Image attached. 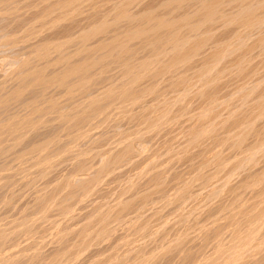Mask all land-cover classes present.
<instances>
[{
  "label": "rangeland",
  "instance_id": "rangeland-1",
  "mask_svg": "<svg viewBox=\"0 0 264 264\" xmlns=\"http://www.w3.org/2000/svg\"><path fill=\"white\" fill-rule=\"evenodd\" d=\"M23 1L25 2V0H23ZM27 1L31 2L30 0H27ZM27 1L25 2V4L28 3ZM100 1H102V2L99 3V0H97V1L96 0H90V1L89 0L85 1L84 0L82 2V6H81V8H82L81 9V13L80 14H75L76 16L74 15V13L73 14H69V15L67 14L68 17L66 16L67 18L65 17V19H64V17H61L62 19L59 18L60 17L59 16L60 15V10H57V11L55 10V12H53L52 15L49 17V25L47 23L46 24L47 26L44 25V27H42L43 25L40 26V23L38 25H37V23H35L34 27H36V28H34L32 30V32H31V34L27 35V36H26V33H24V32H22V34L21 33L16 34L17 36L16 35L12 36L11 32L14 29V26H15L14 24H15V21H16L15 19H13V18H15V16L14 17L12 15L8 16V14H4L3 15L2 11H0V13H1L0 14V23H1L0 24V29H1L0 30V35H1L0 36V81L3 82V83L0 82V86L2 87V88L1 87L0 88L3 90L2 91L0 89L1 98L4 97V95L6 96L7 93H8L7 95H9L10 92H11V89L13 91L14 90L13 88L17 87L18 84H16V79H17L16 78L17 77L16 73L19 72V70H18L19 69V65H18L19 62L20 61L22 62L23 60H26V59L30 58V56L32 57L34 51H31V50H33L34 48L38 47L39 44H41V42H43L45 38H46L45 40L49 39V43H51L53 45H54V43H57V42H59V43H61V42L63 43L64 42L63 50L67 48L66 50L70 53V55L67 54L68 56H65V57H69V56H71L73 54L72 52L75 51L74 47L76 48L75 45L74 46L71 45V44H73V41L75 42V40L77 39V37H75L74 35L71 36L72 35L71 34L72 31H73V33L75 35H76V32L80 33L79 31H81V33H82V31L83 32H85V31L87 32L88 31L89 33H91V34H88V36H87V39H86V42H85L87 44H85V47L87 45V46H89L88 48H92L94 45L96 46L97 43L100 42V41H101V43L103 41H104L103 43H106V41L108 42L109 39L112 40L113 39L112 38L113 35H114V38H116L115 36H118L119 33H120L119 34L120 37L118 36V38H123L125 35H127L126 33L129 32L128 31L129 29L130 30L135 29L136 28L135 25H137L140 22V21L136 22V20H134V19L139 20V18H137V17L142 14L141 13L142 11L145 12L148 8L149 9H148L147 13H151L152 12L150 15H152L153 17L156 16L155 18H162L163 17L164 19H168L169 18V20H178L180 17H183L186 14L190 15V12H191V15L198 14L200 9H197V7L198 8L201 7L200 0L198 2H195V0H192V1L191 0H183L179 4L175 3V5H174L175 7L173 6V3H171L172 0H134V1L131 0L132 2L129 1L130 5H127L128 7L127 6L126 7L128 8L129 13H131L130 15H132V17H133V15H134V17L136 15V17L133 18L132 21L131 20H127L126 18L123 19V20H120V19L119 20H114L115 17L113 15H115L114 13L116 12V10H114V9L117 8L118 6H121L122 3L124 4V2L126 0L125 1L124 0H122V1L121 0H112V1L111 0H107V1L106 0H100ZM239 1L240 0H235V1L234 0L230 1L229 0V2H228V0H225L223 2V4L221 5L222 8L220 6L218 11H217L218 15L215 17V20H216V18H217V20L216 21L212 20V22L207 21V22H209L208 25H204V24H207V22L202 23L203 24L202 28H200L201 27L200 26L199 30L198 29L195 30L196 32L193 31L196 34H192L193 32L189 31V34L192 32L191 34H192L193 37L191 36V34L189 35L190 37L189 36H185L188 33V31L186 29V28H188V26L185 28L186 31H183L184 30V26H186V25H184V26L182 25L183 26V29L181 28L182 30L180 29V27H178V29H180L179 30L180 31L179 36L182 34L181 33L182 31L184 32L183 35L181 36L183 39L187 37L188 39L194 41L197 38L204 37L205 38V41H204V45L205 46L204 45L201 46L199 48V50L197 51V53H195V55H192L188 59H185L184 61L179 63V65H181L183 67L180 66V68H179L178 67L179 65H177V67L172 68L171 72H170L171 75L169 73L170 70L168 72L166 71V73L164 72V74H160L161 75L160 77H158L159 75L156 76L157 78H155V76H154V78L156 79V81H154V78H152L153 76L151 77V76H149V74L146 73V75H145L143 73L146 77H144V75H142L144 77V78H142V76L140 77V79L142 78V81L139 79V80H137L136 85H135V83L132 85L135 90L137 89V91H140V93L138 92L139 96L144 98V99L141 98V97L139 98V96L136 95L138 100H136V96H135V99H131L132 101L133 100L138 101L139 104H137L138 102L135 103L134 101H133L134 103L133 102H129L131 100L127 101L126 99H122V101L121 100L118 101L119 98L117 99V96H116V98L114 96V99L112 97L113 100L117 99L115 101H112V100L110 101L109 97H108V99H107V97L105 98L106 99L105 103H104V101H102V100H104V97H105L104 96L105 92H103V91H106L107 89H110V88L113 89L114 86L116 88L117 87V83L119 85L121 84L122 79L120 77L123 76L122 78L124 79L125 76H126V75L124 76V74H123L125 72V70H124V72H122L123 70L121 71V69H124V68H122V67H124V64L121 61H118V62L116 61V63H115V61H113L111 63L110 61H112V60H110L109 62H105L104 64L108 63L109 65L112 64V66L110 65L108 67V66H106L107 65L106 64V65H104V67L101 70H99L98 68H101L103 66V64L100 65L101 67L98 66L97 69L99 70V72L101 71L100 74L103 71V74H101V76L99 74H97L98 70H95L96 68L92 70L94 74L92 72L91 73H92L93 76H95V78L92 77L91 73H90L91 79L92 78H94V79H92L93 81H91V82H93V84L91 83L92 85L91 86L88 85L87 86L88 88L85 89L86 91L87 90L88 91L86 92L84 90L86 93H83L84 91L83 92L78 91L79 94L76 93V95L78 94V97H79V95L82 94V96L79 97V98L75 97L76 95L74 96L75 98H77L80 101L83 100V102H76L78 100H76L75 98H72V97L70 98L69 96H67L65 98L66 94L65 93H64L65 95L62 94L64 92V90L61 87L58 88V86L54 85L55 87L53 88V85H50V87H49L50 88L49 89V95H48L49 99L51 98L50 100H52V99L55 98L54 101H56V105L57 104H59L58 106L61 105L60 108L62 109V107H63L64 108L63 110L66 111V112H64L61 109L59 110V109H57L58 106H57V108L55 106L56 109H54V112L58 110L59 114L57 112V115H58V117L60 116L61 118L57 117V119H56V114L51 109L50 114L45 116V117L49 116L48 117L49 121H48L47 118H45V120H42V121H44V123L38 122L37 124H35L36 126L34 125L35 127L33 126L35 129L34 128H30L29 129L27 127H25V128L23 127L22 130L20 129L21 131L19 130V131L15 132V135L12 133V135H13L12 136L10 133L7 134L8 130L5 131L6 130L5 129V127H6L5 124L10 122L9 121V117L11 119L13 118L14 121H19V119H21V118L24 119L25 117L29 118L28 110L25 109L24 105H22L24 103V101H23L24 99H29V97H28V96H30L29 95L30 94L29 90L28 91L27 90L23 91L22 95L19 98H17V100H16L17 103H16V101L15 102L12 101V103H11V105L9 107L3 108L5 110V113H4V110L1 108V110H0V114H1L0 115V122L1 123L0 124H1L2 127L0 126L1 127V129H0V177L2 179L0 178V223L2 225L0 224V234H1V236H0V260L2 259V262L0 261V264H4V263L5 264H33L34 262H35L34 264H47V263L48 264H128V263L129 264H166V263L167 264H191V263L192 264H197L198 263L199 264V262H200V264H202L201 262H203L205 259H206V261H204V262L205 263L207 262V264L210 263V262H212L210 264H216V263H218V264H222V263L223 264H228V263H231V262H232L231 264H233V262H234V264H235V262H238L236 264H246V263L248 264L249 261H251V263L253 261L252 264H257V262L259 264L260 263L264 264V262H263L264 258L261 259L262 257H264V250H263L264 249V244H262V242H261L264 239L263 238L264 237V225H263L264 222H261V221H264L263 220L264 219L263 218L264 217V204H263V201H264L263 196H264V194H262V193H264V173H263L264 172V142H263L264 141V128H263L264 127V109H263L264 108V105H263L264 104V101H263L264 100V98H263L264 97V82H263V80H264V78H263L264 77V61L261 60V59L264 60V57H263L264 56V53H263L264 52V45H263L264 44V42H263L264 39H262L264 37V28H262V27H264V23L263 24H258V25L256 24L254 29H253V26H251V27L248 26L249 27V29H248V28H246L247 26L245 27V24L242 25V23H240V22H239L240 24L239 23L237 24V22H235L236 24L234 22L225 23L224 24V22L229 19L228 17H233L234 14L236 15L237 12H239V9L241 7V4H240ZM252 1H253V3H258L259 0L258 1L257 0H252ZM24 2H22L19 5L20 6L23 5ZM32 2H33V0H32ZM50 2H52V3L56 2L57 3V2H60V0H57V1L53 0V1H50ZM166 2H168V4ZM33 3H35V2H33ZM86 3H87V5H86ZM227 3H229L228 4L229 6H227ZM104 4H107V5H104ZM234 5H236V6H234ZM30 6H31V8L29 7L30 9H28V11L26 9H21L20 10L21 12L19 11L20 14H19V12L17 13V14H19V15H17L18 19H19V17L21 19V20L20 19L18 20L19 23H23L24 22V20L22 18H25V17L29 18L30 15H32L31 13H33V11H34V13H38L39 9L42 7V4H41L40 8H37V6H36L37 9L33 8L32 4H30ZM96 6H98V7H96ZM232 6H234V7H232ZM263 6H262L261 10H260L261 7L258 8L259 10L256 9L257 10V11H255V15H256V12H257L256 16H258V14H259V17L263 16V15H261V14L264 13L263 12L264 11L263 10L264 9ZM193 7H195L196 9L193 8ZM32 8H33V10H31ZM110 9H111V11H110ZM129 9H131V11ZM144 9H146V10H144ZM192 9H194V10H192ZM23 10H24V14H22ZM25 10L28 13H26ZM94 11H96V12H94ZM194 11H196V14H195ZM258 11H262V12H258ZM224 12H225V14H228V15H229V12H230V16H227L226 20H225L226 17L223 16L222 17L223 20H221L222 18L219 15L221 13L224 14ZM157 13H159V14H157ZM107 14H108V16H107ZM23 15H25V17H23ZM90 16H92V17L90 18ZM160 16H162V17H160ZM165 16H167L168 18L165 17ZM8 17H10V18H8ZM102 17L105 18V20ZM1 18H3V19H1ZM100 18H102V21L104 20L106 22L103 25H101L99 27V29L97 30V32L94 34V32H91L93 30V25L95 23H96L95 24L96 26L99 25V22L101 21ZM9 19H11L13 21H11ZM91 19H93V20H91ZM126 20H127V22H126ZM218 20H220V21H218ZM21 21H23V22H21ZM129 21H131V22H129ZM82 22H84V23H82ZM25 23H27V22L26 21L24 22V25H23L24 28H26L25 27L26 26ZM85 23H87V24H85ZM222 23L224 24V26H222L223 25ZM10 24H11V26H10ZM2 25H4V26L6 25V26L4 27ZM95 25H94V27H96ZM226 25H228V26H226ZM230 25H232V26H230ZM235 25H236V27H235ZM238 25L241 27L240 28L241 30H239V26ZM253 25H255V24H253ZM7 26H8V28H7ZM83 26H84V29H82ZM66 27H69L70 29L68 30V28H66ZM130 27H133V29L130 28ZM206 27L208 28V30H207ZM258 27H260V28H258ZM237 28H238L239 32H238ZM250 28H252L254 31L252 29H250ZM214 29H216V30H214ZM261 29H263V30H261ZM66 30L68 31V33L71 30V32L69 33L70 36L66 32ZM234 30H235V32L238 33L239 36L237 35V33L234 32ZM9 31H10V34H9ZM226 31H227V33H226ZM39 32H41V33H39ZM114 33L117 34V35H115ZM231 33L232 34H236L238 36V38L237 39L234 38V35H232ZM240 33H242L243 35H241ZM228 34H230L232 36H230ZM246 34L248 35V37H247L248 40L245 38L247 36ZM249 34H250V36H249ZM10 35L12 36L11 40L14 37V40L18 41V42H14V41H13V43L10 42V40H9L10 37H11ZM23 35H25V37ZM236 35H235V37H237ZM252 35H253V37H252ZM261 35H263V36H261ZM67 36H69L71 38L74 37L75 40L74 39H69V37L67 38ZM183 36H185V37H183ZM196 36H198V37H196ZM226 36L228 37L227 41L224 40V39H226ZM229 36L232 37L233 40L230 39ZM240 36H241V39L245 38L246 40L245 39L241 40ZM242 36H245V37H242ZM20 37H22V38L20 39ZM27 37H29V38H27ZM258 37H259L260 43L262 45L258 43V40H259V39L257 40ZM66 39H69V40L66 41ZM101 39H103V41ZM228 39H230V41H228ZM133 40H134V42H132ZM231 40H232V42H231ZM138 41H140V38H138V40L133 38V39H131L129 41L131 44L129 42H128V44L134 45L135 48H137L136 45H140L138 47L139 48L143 47V49L141 48L143 51L141 50L139 52L140 49L139 50L138 49L135 50L134 46H133V48L130 46L131 49H133L134 51L132 50L133 52H132V54L130 56V59L128 57L127 61H129V62L133 61L134 62V60L137 59L135 61V65L133 64V62H131L134 67L131 64H129V66L131 65L133 68L140 70L139 69L140 68V66H139L140 62L142 63L143 61H145V59H146V61H147V59L148 60L152 59L150 61L152 63H154V61H153L154 59L153 58H156V60H155V63H156L157 62V57L162 56V54L159 55V56L157 55V57H156V55L154 54V51H152V47L150 48L151 50L149 48L148 49L146 48V50H145V47H147V45L145 46L142 43L139 44ZM207 41H208V43H207ZM218 41H220V42H218ZM67 42H68V45H67ZM70 42H72V43H70ZM221 42H223V44H221ZM227 42H228V44H227ZM234 42L237 43V44H235ZM101 43H99V44H101ZM136 43H138V44H136ZM163 44H162V47L163 46H164V48L166 47L165 50L163 49L165 51V52H163V57L165 59L161 58L163 61H160V58H158L159 60H158V62L155 65L153 64L154 66H158L157 64H159L160 62L161 63L166 62L164 60H166L168 58V55H169V52H170V49H171L170 48L171 46L169 47V45H171V44L168 43V42H166V44L168 46L165 45V42ZM238 44H240V45L242 44V45L240 46ZM36 45H38V46H36ZM222 45L223 46L225 45L223 50H222V47H223ZM235 45L238 46V47H236ZM243 45H244V47H243ZM248 45L249 46L251 45V47H249ZM214 46H216L217 49H220V46H221V51L222 52L220 50L217 51ZM26 47L28 48V50H27ZM148 47H150V46H148ZM258 47H259V49H258ZM227 48L230 49V50H228ZM237 48H239V49H237ZM240 48H241V50H240ZM247 48H249V49H247ZM147 50H148V52L150 50V52L147 53L146 52ZM67 51H66V53H68ZM166 51H167V55H166ZM219 51L221 52V54L219 53L220 55L218 53L217 54L215 53V52H219ZM226 51H227V53H225ZM228 52L230 54H228ZM240 52L243 53V54H241ZM50 53L51 54H49V65H48L49 68L47 66L46 67L47 71L45 70V73L46 74L48 73L47 75H49V77L53 76L54 74H57L58 72H60V70H62V67L63 68L65 67V64H60L61 62H57V64L55 65V62L57 61V55H58L56 53V51L54 52V50H52ZM52 53H53V55H52ZM62 53H64L63 55H65L66 54L65 50ZM164 53H165V55L167 57L164 55ZM27 54H29V55H27ZM86 54H88V52H86ZM96 54H98V53H96ZM239 54H240V56L237 57ZM247 54H249V55H247ZM257 54H259V55H257ZM89 55H90V53H89ZM215 55H218L217 56L218 57L217 58L218 62H217V60H214V59H216ZM26 56L28 58H26ZM132 56L135 57L133 60L131 59ZM152 56H154V57H152ZM211 56H214L213 60H212L213 57L211 58ZM242 56H244V58H245V59L243 58L244 62H242L243 61L242 58H241ZM248 57H249L250 60L247 59ZM53 58L56 59V60L54 61ZM220 58L223 59V60L221 61ZM207 59H208V61H206ZM200 60L201 61L203 60V61L200 62ZM235 60H237L238 62L235 61ZM245 60H247V61H245ZM37 61L38 62H36V63H39V66L41 64H42L41 66H43V67L46 66V63H44L43 61H42V63H41V60H37ZM204 61H205V63H204ZM210 61H211L212 65H211ZM224 61H225V63H224ZM234 61L238 65H236L235 63H232ZM119 62L122 63V67H121V65H118ZM137 62L139 63L138 66L136 65ZM213 62H215V63H213ZM239 62H240V64H239ZM199 64H201V65H199ZM209 64H210V66H209ZM241 64L243 66H240ZM197 65H199V66H197ZM218 65H219V67H218ZM52 66H54V67L52 68ZM136 66L139 67V68H137ZM194 66H197L198 68L197 67L196 68L198 70L195 69ZM16 67H17V69H16ZM187 67L190 70H188ZM205 67H206V69H204ZM114 68H115V70H114ZM177 68H179V69H177ZM202 68L204 70H206V71H203V73H202V70H203ZM211 68H215L214 70L216 72L214 70H211ZM220 68H222V69H220ZM225 68H227V69L229 68L228 69L229 71L227 72L226 71L227 69H225ZM236 68L237 69L238 68H242L244 70H242V69L237 70ZM174 69L176 71H172ZM191 69L193 71H191ZM207 69H208V71H207ZM49 70H51L52 73ZM194 70H196V71H194ZM94 71H97V72H94ZM210 71H211V73H210ZM220 71H221V73H219ZM233 71H234V73H233ZM238 71L241 73V75H240V73ZM242 71H244V72H242ZM251 71H252V73H251ZM176 72H178L177 73L178 75L176 74ZM224 72H225V74H222ZM230 72H232V73H230ZM14 73L16 75H14ZM184 73H185V75H184ZM193 73H194V75H193ZM204 73H206V74H204ZM166 74H168V75H166ZM235 74H236V76H235ZM248 74H250V75H248ZM189 75H190L191 78L189 77ZM197 75H198V77H196ZM148 76L151 79H153V80L150 81L151 79ZM200 76H202V77H200ZM97 77H100V78H97ZM182 77H183V79H182ZM170 78H171V80H170ZM175 78L177 80H175ZM178 79L181 80V81H179ZM190 79H191V81L189 82ZM196 79H198L197 81H200V82L194 81ZM125 80H126V78L123 80V82H125ZM169 80H170V82H169ZM208 80H210V84H208L209 83ZM18 81L19 80L17 79V83H18ZM96 81H97V83H96ZM138 81H140L141 83L139 84ZM171 81H173V83H171ZM174 81L175 82L178 81L179 83L176 82L177 83L176 84V83H174ZM249 81H251V82H249ZM128 82L129 81H127L125 83H128ZM261 82H263V83H261ZM137 83L139 84V86L137 85ZM157 83H158V85H157ZM246 83H248V84H246ZM153 84H154V86H153ZM171 84L173 85V87H172ZM203 84H205L204 85L205 87L203 86ZM206 84H207V86H206ZM111 85H114V86H111ZM140 85L143 86V87H141ZM150 85L153 86V88H155V89L151 88ZM175 85H176V87H175ZM182 85H184L183 88H182ZM190 85H192L191 86L192 88L190 87ZM245 85L249 86V87H246ZM100 86H102V87H100ZM145 86L148 87V89L146 88L148 91H146V89L144 88ZM186 86H188L190 89L188 87H186ZM200 86H202V87H200ZM137 87H139V88H137ZM197 87H198V89H197ZM250 87L252 89H250ZM94 88H96V89L94 90ZM142 88H144V89H142ZM173 88H175V89H173ZM242 88L247 89V90H245V91H247V92H245L246 95L244 93V89H242ZM61 89L63 90L62 92H61ZM102 89H103V91H102ZM140 89L143 90V91H141ZM176 89H178V91H176ZM179 89H180V91H179ZM184 89L185 90H189L190 92L189 91L187 92ZM195 89H197V90H195ZM200 89H201V91H199ZM203 89H205L207 91L205 92V90H203ZM236 89L237 90L239 89L240 93H238V91ZM144 90L146 91V93H145ZM149 90H150V92H149ZM154 90H156V91H154ZM169 90H171V91H169ZM234 90H235V92H234ZM248 90H250V91H248ZM251 90H253L254 93ZM89 91H90V93H89ZM191 91H193V92H191ZM142 92L144 94H141ZM175 92H176L177 95L174 94ZM179 92H182L183 93V94L181 93L182 96L185 95L186 97L184 96V98H183ZM184 92H185V94H184ZM198 92H200V94H198ZM241 92H242V94H241ZM250 92H251V94H250ZM101 93H102V96H101ZM156 93H157V95H156ZM188 93H190V95ZM194 93L195 94L197 93V94L195 95ZM236 93H238V94H236ZM243 94H244V96H243ZM94 95H97L96 97L97 98L100 97V99H101V97H103V99H101V101L103 103L102 102H100V103L105 104V105L104 106L100 105V110L102 109L101 107H103V109H104V110L103 109L101 110L102 112L100 110H99L100 112H97V113H100V114L96 113V115L94 114L91 117H87V118H90L89 120H87V118H85L84 122H82V125L79 124L78 126H75L76 128H73L74 126H72V125H74V124L69 125V124H71V122H69V124H67L68 123L67 120H69L68 118H64V119H66L67 123L60 124L62 121L65 122L64 119H62L63 118V112L65 113V115L67 113H72L73 109L75 107L76 108L78 107L76 105L74 107H72L73 104H77V105L79 104V106H80V104L82 103L83 108H85L84 105H87L88 101H90L89 97L93 98ZM155 95H156V97H154ZM178 95H179V97L177 98ZM197 95H199V96H197ZM236 95H237V97H236ZM245 96H247V97H245ZM171 97H174L175 101ZM187 97H188V99H187ZM211 97H213V98H211ZM67 98H69V99H67ZM166 98H167V100H166ZM170 98H171V100H170ZM181 98L183 100H181ZM2 99H5V98H2ZM71 99H72V101L69 102ZM74 99L76 100L75 103H74ZM161 99H164V100H161ZM222 99H223V101H222ZM124 100H126V101H124ZM179 100H180V102L178 103L177 101H179ZM260 100H262L261 104H260ZM106 101H108V103ZM163 101L164 102L167 101V102L164 104ZM182 101H184V102H182ZM221 101H222V103H221ZM244 101H245L246 105L244 104ZM257 101L259 102V106H258V102ZM13 102H14V104H13ZM64 102L68 103V104H65V106L67 108L70 107V109L68 108L69 111H67L66 107L62 106V104L64 105ZM119 103H121V105H119ZM131 103L134 104V105H131ZM212 103H213V105H212ZM148 104L151 107L148 106ZM166 104L168 105V107L170 109H168ZM123 105H124L125 108L123 107ZM209 105L211 107H209ZM82 106L79 107V108L81 109ZM131 106H132V108H131ZM172 106H174V107H172ZM20 107L22 109H24V110H22ZM159 107H160V109H159ZM161 107H162V109H161ZM240 107H241V109H240ZM16 108H17V110H16ZM116 108H117V110H116ZM146 108H148V109H146ZM166 108H167V110H166ZM189 108H190V110H189ZM153 109H154L155 112L153 111ZM13 110H15V111H13ZM140 110L141 111L144 110L145 114H144V112H141ZM163 110H165V111H163ZM201 110H203V111H201ZM205 110H207V111H205ZM151 111H152V113H150ZM22 112H24V114H22ZM127 112L128 113L130 112V113L128 114ZM161 112H163V114H165V115L163 116V114ZM167 112L168 113L170 112L171 115H169ZM200 112H202V113L199 114ZM109 113H110V115H109ZM124 113H125V115L126 114L127 115L125 116ZM131 114H133V115H131ZM141 115H142V118H141ZM173 115H175V116H173ZM94 116H96V117H94ZM106 116H107V118H106ZM191 116H193V117H191ZM69 117H72V116H69ZM202 117L204 118V120H203ZM5 118H7L8 121ZM145 118H147L148 121L145 120ZM2 119H3L4 122L2 121ZM15 119H18V120H15ZM59 119H62V121H59ZM157 119H159L158 120L159 123H158ZM161 120H163V121H161ZM200 120L202 122H200ZM89 121L93 122V123H90ZM211 121H213V122H211ZM239 121H241V122H239ZM245 121H247L248 123H246ZM5 122H7V123H5ZM87 122H89L90 124L87 123ZM101 122H102V124H101ZM83 123L85 125H83ZM124 123H125V125H124ZM194 123H196V124H194ZM236 123H238V124L240 123V126H241L242 130H241L240 126L237 125ZM242 123H244L245 125L242 124ZM66 124L68 125L67 128H66ZM96 125H98V126H96ZM147 125H149V127H147ZM80 126H82V127H80ZM160 126H162V127H160ZM186 126H188L189 128L186 127ZM235 126H237L239 128H236ZM77 127H79V129L81 128V130H78ZM106 127H108V128H106ZM150 127H151V130H150ZM202 128H204V129H202ZM25 129H26V131H25ZM93 129H94V131H92ZM236 129H237V131H236ZM193 130L194 131L196 130L195 133L193 132L194 134L191 133ZM198 130H200V131H198ZM205 130H207V131H205ZM28 131H29V133H28ZM40 131H42V132H40ZM70 131H71L72 135H71ZM75 131H77V132H75ZM96 131L98 132V134H97ZM204 131H205V133H204ZM229 131H231V132H229ZM89 132H91V133H89ZM198 132L199 133L202 132L203 134H197ZM128 133H130V134H128ZM2 134H3L4 137L2 136ZM79 134H80V136H79ZM236 134H238V136L241 135L240 136L241 138L238 137ZM243 134H245V136ZM194 136H196V137L193 138ZM235 136L237 138H235ZM2 137L3 138H7V139L4 140V139H2ZM48 137H49V146H45V144L48 142L47 141ZM51 137H52L53 141H52ZM77 137H79V138L81 137L80 138L81 140L79 138L77 140ZM41 138H42V140H41ZM71 138H72V140H71ZM87 138H88V140H84V139H87ZM232 138L236 139V142H237V144L239 146L236 144V142H234L235 140H233ZM11 139L15 140V141H12ZM44 139H45L46 142L44 141ZM62 139H63V141H62ZM113 140L115 141V143H114ZM185 140H186V142H185ZM223 141H225V142L223 143ZM230 141H231V143H230ZM15 142L17 143V145H16ZM232 142H234V143H232ZM239 142L241 144H239ZM39 144H41V147L43 149L42 148H38V147H40V146H38ZM15 145H16V147H15ZM47 145H48V143H47ZM34 146L35 147L37 146V147L33 148ZM97 146H98V148H97ZM218 146H219V148H218ZM22 147H23V149H22ZM32 148H33V151L30 152ZM127 148H129L130 152H129V150ZM130 148H132V149H130ZM246 148H248L247 149L248 151L245 150ZM249 149H250V151H249ZM260 149H261V151H260ZM39 150H40V152H39ZM92 150H93V152H92ZM25 151H26V153H25ZM41 151H43V152L41 153ZM125 151H127V152H125ZM252 151H255V154L257 152V154L255 155L254 152H252ZM60 152H61V154H60ZM122 152L124 154H122ZM128 152H129V154H128ZM245 152H246V154H245ZM248 153L250 155H248ZM23 154H24V156L27 155V154L28 155L24 157ZM20 155H22L21 157H23V159L20 158ZM117 155H119L120 158H118ZM243 155L244 156L246 155V157H244ZM235 156H236V158H235ZM12 157H14V158H12ZM98 157L101 160H99ZM249 157H250V160H249ZM10 158H12V159H10ZM251 158H253V159L251 160ZM38 159L40 161H38ZM161 159H162V161H161ZM41 160H43V161H41ZM45 160H47V161H45ZM107 160H108V163L105 162ZM133 160H134V162H133ZM238 164H239V166H238ZM16 165H17V167H16ZM101 165H103V166H101ZM240 165H242V166L240 167ZM245 166H246V168H245ZM97 167H98V169L100 167V170H98ZM150 167H151V169H150ZM1 168H2V170H1ZM101 169L103 171H101ZM226 170H227V172H226ZM83 171H85V172L83 173ZM99 171H101L100 174L98 173ZM209 172L211 173V175H210ZM158 174H160V176ZM105 175H106V177H105ZM39 176H41V177H39ZM138 176H140V177H138ZM261 176L263 177V179H262ZM96 177L97 178L99 177V178L97 179ZM220 177H222L224 180L222 178H220ZM70 178H71V180H70ZM123 178H124V180H123ZM94 179H95V181H93ZM229 179H231V180H229ZM1 181H2V183H1ZM15 182L18 185H16ZM71 182L73 183V185H72ZM98 182L100 184H98ZM22 183H24V184H22ZM65 183H67V184H65ZM224 183H225V186H224ZM214 184H216V185H214ZM65 185H68L69 187H67ZM71 185L73 187H70ZM79 185L81 187H84V189L81 188ZM33 186H34V188H33ZM85 187L87 189H85ZM127 187H128V189H127ZM231 188H232V190H231ZM49 189H50V191H49ZM199 189H200V192H199ZM251 189H253V190H251ZM70 190H71L72 193L70 192ZM81 192H82V194H81ZM233 192H235V193H233ZM78 194H80V195H78ZM173 194H174V196H173ZM198 194H200V195H198ZM10 195H12V197ZM60 195H61V197H60ZM72 195H73V197H72ZM64 196H66V198ZM191 196H193V197H191ZM74 197L76 199H74ZM86 198H88V199H86ZM1 199H3L2 200L3 202L1 201ZM143 199H144V201H143ZM180 199H181V201H180ZM68 200H70V202ZM162 200H163V202H162ZM117 201H118V203H117ZM248 201H249V203H248ZM71 202H72V204H71ZM99 203H100V205H99ZM232 204H234V205H232ZM44 205H45V207H44ZM38 207H39V209H38ZM69 207H70V209H69ZM261 207H263V208H261ZM43 208H44V210H43ZM101 208H102V210H101ZM255 208L257 209V211H256ZM45 209H47V210H45ZM262 209H263V211H262ZM183 210H185V211H183ZM190 210H192V211H190ZM96 211H98V212H96ZM155 212H157L158 214L155 213ZM173 212H175V213H173ZM253 212H254V214H253ZM233 213H234L235 216H232ZM248 214H250L251 217L254 215L253 218L249 217ZM221 215H222V217H221ZM258 215H259V217H258ZM103 216L104 217L107 216L106 217L107 219H104ZM219 218H220V220H219ZM236 218L241 219V220L238 221V219H236ZM260 218H261V220H260ZM248 221H250V222H248ZM229 222H230V224H229ZM233 222H234V225H232ZM254 222H255V224H254ZM259 222H260V224L261 223L262 224L259 225ZM26 223H28V224H26ZM251 223L253 225H256V226L251 225ZM257 223H258V227H257ZM204 224L207 225V226L205 227ZM237 224H239V225L237 226ZM242 224H243V226H242ZM146 225H147V227H146ZM159 225H161V226H159ZM229 225H231V226H229ZM248 225L251 228L248 227ZM88 226H90V227H88ZM188 226H189V228H188ZM202 226H204L203 228H205L207 230H205L203 228L201 229ZM233 226H235V227H233ZM207 227L209 228V230H208ZM230 227L231 228L233 227L232 228L233 231H232V229H230ZM241 227L243 229L247 228V227L248 228L242 230ZM26 228H28V229H26ZM199 229L202 230V231H200ZM239 229H240V231H239ZM257 229L259 230V232H258ZM212 230H213V232H212ZM245 230H247V232ZM256 230H257L259 236L257 235ZM189 231H191V232H189ZM203 231H204V234H203ZM242 231L243 232L245 231L246 233L245 232L243 233ZM251 231H252L253 235H255L256 237L254 236V238H253V235H252ZM44 232H45V234H44ZM97 232H99V233H97ZM222 232L225 235L221 234ZM235 233H237V234L235 235ZM242 233H243V235H242ZM246 234H248V235L251 234V237L253 239L250 237V235H249V238H250L249 239ZM232 236L233 237L235 236L234 240H233ZM236 236H238V237H236ZM243 236L246 237V239ZM64 237H65V239H64ZM82 237H84V238H82ZM239 237H241L242 241H241V239H238ZM60 238L63 239V240H61ZM221 238H222V241H221ZM261 238H263V239H261ZM38 239H39V241H38ZM231 239H232V241H231ZM247 239L249 240V242H248ZM258 239H260L259 241L261 243H259ZM189 240H191V241L189 242ZM238 240H240V241H238ZM254 240L259 244L258 247L255 244L256 242ZM215 241H217V242H215ZM229 241H230V244H229ZM235 241H236V243H235ZM250 241H252V242H250ZM223 242L224 243H228V245L227 244L224 245ZM242 242H244V244ZM219 243H220V245H219ZM250 243H251V246H250ZM238 244H240V245H238ZM241 244H243V245H241ZM253 244H254V246H253ZM226 245L228 246L227 249H226V247H227ZM237 245H238V247L241 248V250L239 248H236V251H235L234 248ZM260 245H263V246L261 247ZM166 246H167V248H166ZM244 246H245V248H244ZM246 246L248 248L250 247L249 248L250 250L248 249L249 251L246 249ZM215 247H216V249H215ZM231 247H233V248H231ZM255 247L257 248L256 255H255V250H256ZM110 248H112V249H110ZM221 249H224V250H222L223 253L219 254L218 251L219 250L221 251ZM226 250H227V252H229V254L231 256L232 255L236 256V254L240 253L243 258L242 257L236 258L237 256L236 257L235 256L231 257L230 255H228ZM239 250L241 252H242V250H245L246 253L243 252V254H245V255L243 256V254ZM258 250H259V252H258ZM153 251H155V252H153ZM233 251H235V252L233 253ZM251 251L254 252V253L252 254ZM249 252H250V254H249ZM213 253H215L216 255H214ZM258 253L259 254L261 253V254L259 255ZM224 254H227V255L225 256ZM251 254H252V258L253 259L250 258ZM220 255H223V257H221V259H220ZM253 255L256 256L257 258L255 257L256 259H254ZM257 255L259 257L261 256V258H259ZM228 256H229V258H228ZM217 257H219V258H217ZM121 258H122V260H121ZM200 258L202 259V261H201ZM203 258H204V260H203ZM133 259H135V260H133ZM236 259H238V260L236 261ZM244 259H246V260L249 259V260H247L248 261L247 262ZM9 260H10V262H9ZM12 260H13V262H12ZM214 260H216V261H214ZM44 261H46V262L42 263ZM226 261L227 262L230 261V262L226 263ZM205 263H203V264H205ZM251 263L249 262V264H251Z\"/></svg>",
  "mask_w": 264,
  "mask_h": 264
},
{
  "label": "bare ground",
  "instance_id": "bare-ground-1",
  "mask_svg": "<svg viewBox=\"0 0 264 264\" xmlns=\"http://www.w3.org/2000/svg\"><path fill=\"white\" fill-rule=\"evenodd\" d=\"M27 0H25V2H26ZM31 2H28V3H26L25 4V2L23 1V0H0V11H2V13H3V15L4 14H8V16H10V15H12L13 17L15 16V18H13V19H15L16 21H15V26H14V29H13V31L11 32L12 34V36H14V35H16V34H18V33H21L22 34V32H24V33H26V36L27 35H30L31 34V32H32V30L34 29V28H36V27H34V25H35V23H37V25L40 23V26L41 25H43L42 27H44V25H46L47 23H48V25H49V17L52 15V13L53 12H55V10L57 11V10H60V17L59 18H61V17H64V19H65V17L67 16L68 17V15L69 14H73L74 13V15L75 14H80L81 13V6H82V2L84 1V0H60V2H54V3H52V2H50V1H53V0H33V2H35V3H33L32 2V0H30ZM55 1V0H54ZM57 1V0H56ZM86 1V0H85ZM90 1V0H89ZM97 1V0H96ZM107 1V0H106ZM112 1V0H111ZM122 1V0H121ZM125 1V0H124ZM129 1H131V0H126L125 2H124V4L122 3L121 4V6H118L117 8H115L114 10H116V12L114 13L115 15H113L114 17H115V19L114 20H123V19H127V20H133V18H135L136 17V15H135V17H134V15H133V17H132V15H130L131 13H129V11H128V6L127 5H130V3H129ZM134 1V0H133ZM181 1H183V0H172V2L171 3H173V6L175 5V3H181ZM192 1V0H191ZM190 1V2H191ZM199 0H195V2H198ZM225 0H200V5H201V7L200 8H198L197 7V9H200V11H199V13L198 14H196V11H194L195 12V14L196 15H191V12H190V15L189 14H186L185 16H183V17H180L178 20H169V18L167 17V16H165V17H167L168 19H164L162 16H160V17H162V18H155V17H153L152 15H150L151 13H147L148 12V9L146 10V9H144V10H146L145 12H141L142 14L141 15H139L137 18H139V20H137V19H134V20H136V22L137 21H140L137 25H135L136 26V28L135 29H133V27H130V28H132L133 30H128L127 32L128 33H126L127 35H125L123 38H118V36H119V34H118V36H115L116 38H114V35H113V39L112 40H108V42L106 41V43H103L104 41H103V39H101L103 42L101 43V41L100 42H98L97 43V45L95 46L94 44V46L92 47V48H88L89 46H87L86 45V47H85V44H87V43H85L86 42V39H87V36H88V34H91V33H89L88 31V33L85 31V32H83L82 31V33H81V31H79L80 33H78V32H76V35L73 33V31H72V35L71 36H75V37H77V39L75 40L74 39V37L73 38H71V37H69L70 36V32H71V30L69 31V33H68V31L66 30V32L69 34V36H67V38L69 37V39H74L75 40V42L73 41V44H71L72 46H76V48L74 47V49H75V51H73L72 53V55L71 56H69V57H65V56H68V55H70V53L66 50V49H64L65 50V53H66V51L68 52V53H66L65 55H63L64 53H62V52H64V50H63V44H64V42L62 43L61 41V43H59V42H57V43H54V45L53 44H51V43H49V39H47V40H45L44 39V41L43 42H41V44H39V46L38 45H36V46H38V47H36V48H34L33 50H31V51H34L33 52V56L31 57L30 56V58H28L27 56H26V58H28V59H26V60H23L22 62L20 61L19 62V72L18 73H16L15 71V73L17 74V79L19 80L18 81V83H17V79H16V84H18L17 85V87H14L13 89V91H12V89H11V92H10V96L9 95H7L6 94V96L4 95V97H2V98H5V99H2L1 98V95H0V110H1V108L3 109V108H7V107H9L10 105H11V103H12V101H16L17 100V98H19L21 95H22V93H23V91L24 90H29V95L30 96H28L29 97V99H24L23 101H24V103L22 104V105H24L25 106V109H27L28 110V115H29V118L28 117H25L24 119H19V121H14L13 120V118L11 119L10 117H9V121L10 122H5V123H7V124H5V131H7L8 130V133L7 134H11L12 135V133L15 135V132H17V131H19L20 129L22 130V128L24 127H27V128H34L36 125L35 124H37L38 122H42V123H44V121H42V120H45V118H47L48 119V117H45L46 115H48V114H50V112H51V109L53 110V112H54V109H56L57 108V106L59 105V104H57L56 105V101H54L55 100V98L54 99H52V100H50L49 99V87H50V85H53V88L55 87V86H58V88L59 87H61L63 90H64V92L62 93V94H64L65 95V98L67 97V96H69L70 98L72 97V98H75V97H78V91H81V92H83L85 89H87L88 87V85L89 86H91L92 84H93V82H91V81H93L92 79H94L95 78V76H93L92 75V73H93V69H95V70H101L103 67H104V65H106V66H112V64H108V63H106V64H104L105 62H109L110 60H112V61H110L111 63L113 62V61H115V63H116V61L118 62V61H121L123 64H124V67H122V63H118V65H121V67L122 68H124V69H121V71L122 72H124V70H125V72L123 73L124 74V76H125V78H126V80L127 81H129L128 83H125V82H127L126 80H125V82H123V80L125 79H123L122 77H120L121 79H122V81H121V84L119 85L118 83H117V87L115 88V84L114 85H111V86H114V88L112 89V88H110V89H107L106 91H103V89H102V91L103 92H105V97H104V100H102V101H104V103H105V98L107 97V99H108V97H109V100L111 101H115V100H117L118 98V101H122V99H126L127 101L128 100H131V99H135V96L136 95H138L139 96V94H138V92L140 93V91H137V89L135 90L134 88H133V84L135 83V85H136V82H137V80H139L140 79V77L142 76V75H146V73L147 74H149V76H153L152 78H154V76H155V78H157L156 76H158V77H160L161 75L160 74H164V72L166 73V71L168 72L169 70V73L171 72V69L172 68H174V67H177V65H179V63H181L182 61H184L185 59H188L190 56H192V55H195V53H197V51L199 50V48L201 47V46H203L204 45V41H205V38L204 37H200V38H197V39H195L194 41L193 40H190V39H188L187 37L186 38H182L181 36L183 35V31H186L185 30V28L188 26V28H186L187 29V31H188V35L186 34L185 36H189L193 31L194 32H196L195 30H199V27L200 28H202L203 26V24L202 23H205V22H207V21H210V22H212V20H215V17L218 15L217 14V11H218V9H219V7L223 4V2H224ZM231 1V0H230ZM235 1V0H234ZM258 1V0H257ZM22 2H24L23 3V5H19V4H21ZM102 1H100L99 0V3H101ZM120 2V1H119ZM118 2V3H119ZM132 2V1H131ZM228 2H229V0H228ZM237 2V1H236ZM240 2V4H241V7H240V9H239V12H237V14L235 15L234 14V16L233 17H228L229 19L228 20H226L227 19V16H230V12H229V15L228 14H225V12H224V14L223 13H221L219 16H221V18L224 16V17H226L225 18V22H224V24L225 23H232V22H237V24L240 22V23H242V25H244L245 24V27L246 28H248L249 29V27L248 26H253V29H254V27L256 26V24L258 25V24H263L264 23V13L263 14H261V15H263L262 17H259V14H258V16H256L257 15V12H256V15H255V11H257V10H259L258 8H260V10L262 9V6L264 5V0H259L258 1V3H253V1L252 0H240L239 1ZM134 3V2H133ZM167 4H168V2H166ZM187 3V2H186ZM233 3V2H232ZM238 3V2H237ZM236 3V4H237ZM30 4H32V7L33 8H36V6H37V8H40V6H41V4H42V7L39 9V12L38 13H34V11H33V13H31L32 15H30V17L28 18V17H25V15H23V17H25V18H22L23 20H24V22L26 21L27 23H25V27L26 28H24V22L23 21H21V22H23V23H19L18 22V20L20 19V17H19V19H18V16L17 15H19L20 14V10L21 9H26L27 11H28V9H30L31 8V6H30ZM44 4V5H43ZM94 4V3H93ZM97 4V3H96ZM108 4V3H107ZM107 4H104V5H107ZM177 4V5H178ZM229 3H227V6H229L228 5ZM86 5H87V3H86ZM103 5V4H102ZM171 5V4H170ZM191 5V4H190ZM231 5V4H230ZM85 6V5H84ZM94 6V5H93ZM112 6V5H111ZM127 6V7H126ZM179 6V5H178ZM234 6H236V5H234ZM234 6H232V7H234ZM30 7V8H29ZM96 7H98V6H96ZM103 7V6H102ZM114 7V6H113ZM116 7V6H115ZM170 7V6H169ZM175 7V6H174ZM188 7V6H187ZM264 7V6H263ZM33 8L31 9V10H33ZM36 8V9H37ZM100 8V7H99ZM141 8V7H140ZM145 8V7H144ZM167 8V7H166ZM178 8V7H177ZM193 8H195V7H193ZM221 8H222V6H221ZM227 8V7H226ZM186 9V8H185ZM196 9V8H195ZM257 9V10H256ZM26 10H25V12H26ZM103 10V9H102ZM113 10V11H114ZM130 11H131V9H129ZM187 10V9H186ZM192 10H194V9H192ZM229 10V9H228ZM264 10V9H263ZM262 10V11H263ZM20 11V12H19ZM100 11V10H99ZM110 11H111V9H110ZM150 11V10H149ZM222 11V10H221ZM234 11V10H233ZM237 11V10H236ZM262 11H258V12H262ZM19 12V14H17ZM32 12V11H31ZM94 12H96V11H94ZM101 12V11H100ZM109 12V11H108ZM174 12V11H173ZM227 12V11H226ZM264 12V11H263ZM26 13H28V12H26ZM30 13V12H29ZM165 13V12H164ZM176 13V12H175ZM233 13V12H232ZM236 13V12H235ZM1 14V13H0ZM22 14H24V10H23V13ZM68 14V15H67ZM109 14V13H108ZM108 14H107V16H108ZM135 14V13H134ZM139 14V13H138ZM157 14H159V13H157ZM193 14V13H192ZM223 14V15H222ZM184 15V14H183ZM226 15V16H225ZM72 16V15H71ZM76 16V15H75ZM98 16V15H97ZM232 16V15H231ZM57 17V16H56ZM55 17V18H56ZM66 17V18H67ZM70 17V16H69ZM92 16H90V18H91ZM99 17V16H98ZM171 17V16H170ZM8 18H10V17H8ZM74 18V17H73ZM103 18V17H102ZM102 18H100L101 19V23L99 22V25H95L96 27H94V25H93V30L91 31V32H94V34L97 32V30L99 29V27L101 26V25H103L106 21H104L105 20V18H103L104 20L102 21ZM196 18V19H195ZM220 18V17H219ZM218 18V19H219ZM220 18V19H221ZM1 19H3V18H1ZM62 19V18H61ZM9 20H11V19H9ZM21 20V19H20ZM51 20V19H50ZM58 20V19H57ZM60 20V19H59ZM91 20H93V19H91ZM127 20H126V22H127ZM216 20H217V18H216ZM215 20V21H216ZM221 20H223V18L221 19ZM11 21H13V20H11ZM10 21V22H11ZM54 21V20H53ZM131 21H129V22H131ZM218 21H220V20H218ZM5 22V21H4ZM70 22V21H69ZM77 22V21H76ZM85 22V21H84ZM84 22H82V23H84ZM96 22V21H95ZM98 22V21H97ZM121 22V21H120ZM222 22V21H221ZM9 23V22H8ZM65 23V22H64ZM239 23V24H240ZM1 24V23H0ZM12 24V23H11ZM11 24H10V26H11ZM60 24V23H59ZM85 24H87V23H85ZM91 24V23H90ZM119 24V23H118ZM135 24V23H134ZM209 24V22H207V24H204V25H208ZM223 24V23H222ZM224 24L222 25V26H224ZM236 24V23H235ZM253 24H255V25H253ZM9 25V24H8ZM52 25V24H51ZM63 25V24H62ZM67 25V24H66ZM132 25V24H131ZM181 25V26H180ZM184 25H186V26H184V30L181 32L182 34L179 36V34H180V29L182 28L183 29V26ZM214 25V24H213ZM233 25V24H232ZM232 25H230V26H232ZM2 26H4V25H2ZM6 26V25H5ZM4 26V27H5ZM47 26V25H46ZM64 26V25H63ZM78 26V25H77ZM218 26V25H217ZM221 26V27H222ZM226 26H228V25H226ZM239 26V25H238ZM3 27V28H4ZM79 27V26H78ZM178 27H180V29H178ZM235 27H236V25H235ZM243 27V26H242ZM7 28H8V26H7ZM66 28H68V30L70 29L69 27H66ZM75 28V27H74ZM80 28V27H79ZM207 28V27H206ZM210 28V27H209ZM220 28V27H219ZM226 28V27H225ZM241 27L239 26V30H241L240 29ZM258 28H260V27H258ZM257 28V29H258ZM262 28H264V27H262ZM47 29V28H46ZM78 29V28H77ZM81 29V28H80ZM82 29H84V26H83V28ZM181 29V30H182ZM234 29V28H233ZM232 29V30H233ZM250 29H252V28H250ZM252 29V30H253ZM1 30V29H0ZM40 30V29H39ZM204 30V29H203ZM207 30H208V28H207ZM206 30V31H207ZM214 30H216V29H214ZM226 30V29H225ZM231 30V29H230ZM237 30H238V28H237ZM236 30V31H237ZM239 30H238V32H239ZM246 30V29H245ZM251 30V31H252ZM261 30H263V29H261ZM46 31V30H45ZM49 31V30H48ZM179 31V32H178ZM189 31H192L190 34H189ZM254 31V30H253ZM3 32V31H2ZM192 33V34H196V33ZM231 32V31H230ZM233 32V31H232ZM234 32H235V30H234ZM259 32V31H258ZM39 33H41V32H39ZM78 33V34H77ZM226 33H227V31H226ZM229 33V32H228ZM235 33H237V32H235ZM243 33V32H242ZM242 33H240L241 35H243ZM255 33V32H254ZM5 34V33H4ZM3 34V35H4ZM7 34V33H6ZM9 34H10V31H9ZM37 34V33H36ZM80 34V35H79ZM93 34V33H92ZM115 34V33H114ZM192 34H191V36H192ZM202 34V33H201ZM200 34V35H201ZM204 34V33H203ZM232 34V33H231ZM10 35V36H11ZM79 35V36H78ZM115 35H117V34H115ZM222 35V34H221ZM228 35H230V34H228ZM227 35V36H228ZM232 35H234V38H238V33H237V35L236 34H232ZM232 35H230V36H232ZM235 35L237 36V37H235ZM245 35V34H244ZM247 35V34H246ZM1 36V35H0ZM5 36V35H4ZM3 36V37H4ZM9 36V35H8ZM12 36L10 37V42H12L13 43V41L14 42H18V41H15L14 40V37H13V39L11 40V38H12ZM17 36V35H16ZM19 36V35H18ZM24 37H25V35H23ZM22 36V37H23ZM38 36V35H37ZM47 36V35H46ZM64 36V35H63ZM185 36H183V37H185ZM214 36V35H213ZM225 36V35H224ZM226 36V39H224V40H226L227 41V37ZM229 36V38L230 39H232V37H230ZM249 36H250V34H249ZM261 36H263V35H261ZM22 37H20V39L22 38ZM120 37V36H119ZM190 37V36H189ZM193 37V36H192ZM196 37H198V36H196ZM223 37V36H222ZM221 37V38H222ZM242 37H245V36H242ZM248 35L245 37L247 40H248ZM252 37H253V35H252ZM251 37V38H252ZM17 38V37H16ZM27 38H29V37H27ZM111 38V37H110ZM133 38H135V39H137L138 40V38H140V41H138L139 42V44L140 43H142V44H144L145 46L147 45V47H145V50H146V48L148 49H150L151 47H152V51H154V54L156 55V57H157V55L159 56V55H161L162 54V56H160V57H157V62H158V58H160V61H163L162 59L164 58L163 57V52H165L164 50L166 49V47L164 48V46L162 47V44L165 42V45L166 46H168L167 44H166V42H168V43H170L171 45H169V47L171 48L170 49V52H169V55H168V60L166 59V60H164V61H166V62H163V63H161L160 61V65L159 64H157L158 66H154L156 63H155V60H156V58H153L154 60V63H152L150 60H152V59H150V60H148L147 59V61H146V59H145V61H143L142 63L140 62V65H139V63L137 62L136 63V65L138 66H140V68L139 67H137V68H139L140 70H138V69H135V68H133L134 66H133V64L135 65V61L137 60H134V62L133 61H127V59H128V57H129V59H130V56H131V54H132V52L134 51L133 49H131V47L133 48V46L134 45H130L131 43L129 42L131 39H133ZM245 38H243V39H245ZM7 39V38H6ZM40 39V38H39ZM69 39H66V41L67 40H69ZM230 39H228V41H230ZM235 39V40H236ZM240 39H241V36H240ZM243 39H241V40H243ZM245 39V40H246ZM254 39V38H253ZM252 39V40H253ZM259 39V37L257 38V40ZM262 39H264V37L262 38ZM261 39V40H262ZM19 40V39H18ZM28 40V39H27ZM30 40V39H29ZM32 40V39H31ZM51 40V39H50ZM56 40V39H55ZM106 40V39H105ZM233 40V39H232ZM232 40H231V42H232ZM234 40V41H235ZM240 40V41H241ZM251 40V41H252ZM8 41V40H7ZM237 41V40H236ZM263 41V40H262ZM20 42V41H19ZM69 42V41H68ZM68 42H67V45H68ZM128 42L130 43V44H128ZM132 42H134V40L132 41ZM218 42H220V41H218ZM239 42V41H238ZM247 42V41H246ZM253 42V41H252ZM264 42V41H263ZM6 43V42H5ZM70 43H72V42H70ZM99 43H101V44H99ZM207 43H208V41H207ZM235 43V42H234ZM248 43V42H247ZM256 43V42H255ZM258 43L259 44H261L260 43V39L258 40ZM257 43V44H258ZM66 44V43H65ZM99 44V45H98ZM134 44V43H133ZM136 44H138V43H136ZM135 44V45H136ZM141 44V45H142ZM221 44H223V42H221ZM227 44H228V42H227ZM235 44H237V43H235ZM244 44V43H243ZM253 44V43H252ZM256 44V45H257ZM258 44V45H259ZM22 45V44H21ZM33 45V44H32ZM70 45V44H69ZM164 45V44H163ZM209 45V44H208ZM217 45V44H216ZM226 45V44H225ZM225 45L222 47V50H223V48L225 47ZM232 45V44H231ZM238 45H240V44H238ZM242 45V44H241ZM240 45V46H241ZM247 45V44H246ZM262 45V44H261ZM260 45V46H261ZM264 45V44H263ZM65 46V45H64ZM131 46V47H130ZM138 46H140V45H136V47L137 48H135V46H134V48H135V50L136 49H140L139 50V52L143 49V47H138ZM148 46H150V47H148ZM205 46V45H204ZM213 46V45H212ZM211 46V47H212ZM219 46V45H218ZM236 46V45H235ZM249 46V45H248ZM2 47V46H1ZM7 47V46H6ZM69 47V46H68ZM215 48H216V46H214ZM236 47H238V46H236ZM235 47V48H236ZM243 47H244V45H243ZM249 47H251V45L249 46ZM27 48V47H26ZM87 48V49H86ZM142 48V49H141ZM219 48V47H218ZM242 48V47H241ZM241 48H240V50H241ZM257 48V47H256ZM30 49V48H29ZM72 49V48H71ZM70 49V50H71ZM164 49V50H163ZM228 49V48H227ZM237 49H239V48H237ZM247 49H249V48H247ZM258 49H259V47H258ZM13 50V49H12ZM25 50V49H24ZM27 50H28V48H27ZM52 50H54V52L56 51V53L58 54L57 55V61L55 62V65L57 64V62H61L60 64H65V67L63 68L62 66V70H60V72H58L57 74H54L53 76H51V77H49V75H47L46 73H45V70H46V67L49 65V54H51L50 52L52 51ZM133 50V51H132ZM151 50V49H150ZM150 50H149V52H150ZM216 50L218 51V50H220L221 51V46H220V49H217L216 48ZM228 50H230V49H228ZM253 50V49H252ZM11 51V50H10ZM14 51V50H13ZM143 51V50H142ZM168 51V50H167ZM167 51H166V55H167ZM215 52L216 54L218 53H220L221 54V52ZM225 51V50H224ZM239 51V50H238ZM243 51V50H242ZM86 52H88V54H86ZM137 52V51H136ZM145 52V51H144ZM147 53H149L148 52V50L146 51ZM211 52V51H210ZM230 52V51H229ZM228 52V54H230ZM234 52V51H233ZM246 52V51H245ZM263 52V51H262ZM261 52V53H262ZM30 53V52H29ZM32 53V52H31ZM89 53H90V55H89ZM96 53H98V54H96ZM213 53V52H212ZM224 53V52H223ZM225 53H227V51L225 52ZM241 53V52H240ZM251 53V52H250ZM249 53V54H250ZM258 53V52H257ZM264 53V52H263ZM4 54V53H3ZM16 54V53H15ZM24 54V53H23ZM68 54V55H67ZM137 54V53H136ZM219 54V55H220ZM235 54V53H234ZM237 54V53H236ZM241 54H243V53H241ZM249 54H247V55H249ZM253 54V53H252ZM260 54V53H259ZM259 54H257V55H259ZM27 55H29V54H27ZM32 55V54H31ZM52 55H53V53H52ZM154 55V56H155ZM164 55H165V53H164ZM165 55V56H166ZM212 55V54H211ZM226 55V54H225ZM246 55V56H247ZM23 56V55H22ZM139 56V55H138ZM154 56H152V57H154ZM201 56V55H200ZM218 55H215V58L216 59H214V56H211V58H212V60L214 59V60H217V57ZM240 56V54L237 56V57H239ZM261 56V55H260ZM133 57V56H132ZM131 57V59L133 60L135 57H133L132 58ZM167 57V56H166ZM202 57V56H201ZM206 57V56H205ZM209 57V56H208ZM207 57V58H208ZM264 57V56H263ZM162 58V59H161ZM203 58V57H202ZM223 58V57H222ZM242 58V60H243V58H244V56H242L241 57ZM251 58V57H250ZM11 59V58H10ZM21 59V58H20ZM54 59V58H53ZM72 59V60H71ZM144 59V58H143ZM165 59V58H164ZM221 59V58H220ZM245 59V58H244ZM248 60H250L249 59V57L247 58ZM258 59V58H257ZM37 60H41V63H42V61L44 62V63H46V66H39V63H36V62H38ZM56 59H54V61H55ZM71 60V61H70ZM210 60V59H209ZM223 59H221V61H222ZM234 60V59H233ZM232 60V61H233ZM239 60V59H238ZM241 60V61H242ZM262 61H264L263 59H261ZM11 61V60H10ZM140 61V60H139ZM203 61V60H202ZM201 60H200V62H202ZM206 61H208V59L206 60ZM235 61H237V60H235ZM235 61L234 62H232V63H235ZM245 61H247V60H245ZM252 61V60H251ZM250 61V62H251ZM254 61V60H253ZM17 62V61H16ZM129 62V63H128ZM131 62H133V64L131 63ZM199 62V63H200ZM217 62H218V60H217ZM220 62V61H219ZM238 62V61H237ZM242 62H244V60L242 61ZM258 62V61H257ZM52 63V62H51ZM50 63V64H51ZM114 63V64H115ZM204 63H205V61H204ZM210 63H211V61H210ZM213 63H215V62H213ZM223 63V62H222ZM224 63H225V61H224ZM227 63V62H226ZM231 63V64H232ZM11 64V63H10ZM38 64V65H37ZM59 64V65H60ZM103 64V66L101 67L100 65H102ZM129 64H131L130 66H129ZM154 64V65H153ZM183 64V63H182ZM207 64V63H206ZM219 64V63H218ZM236 65H238L237 63H235ZM234 64V65H235ZM239 64H240V62H239ZM247 64V63H246ZM251 64V63H250ZM53 65V64H52ZM186 65V64H185ZM199 65H201V64H199ZM199 65H197V66H199ZM211 65H212V63H211ZM235 65V66H236ZM98 66L99 67H101V68H98ZM115 66V65H114ZM113 66V67H114ZM180 66L181 65H179L178 67L180 68ZM197 66H194L195 67V69H197L198 67ZM209 66H210V64H209ZM208 66V67H209ZM227 66V65H226ZM225 66V67H226ZM230 66V65H229ZM233 66V65H232ZM234 66V67H235ZM240 66H243L242 64L240 65ZM247 66V65H246ZM54 66H52V68H53ZM181 67H183V66H181ZM197 67V68H196ZM203 67V66H202ZM207 67V66H206ZM206 67L204 68V69H206ZM212 67V66H211ZM218 67H219V65H218ZM237 67V66H236ZM48 68H49V66H48ZM51 68V69H52ZM98 68V69H97ZM179 68H177V69H179ZM223 68V67H222ZM222 68H220V69H222ZM231 68V67H230ZM249 68V67H248ZM16 69H17V67H16ZM15 69V70H16ZM60 69V68H59ZM108 69V68H107ZM120 69V68H119ZM185 69V68H184ZM187 69H188V67H187ZM200 69V68H199ZM203 69V68H202ZM202 70V73H203V71H206V70ZM215 68H211V70H214ZM225 69H227V68H225ZM224 69V70H225ZM229 69V68H228ZM226 70L227 72L229 71V70ZM232 69V68H231ZM237 69V68H236ZM235 69V70H236ZM239 69H242V68H238L237 70H239ZM258 69V68H257ZM99 70H98V72H99ZM104 70V69H103ZM114 70H115V68H114ZM182 70V69H181ZM188 70H190V69H188ZM187 70V71H188ZM198 70V69H197ZM242 70H244V69H242ZM47 71V70H46ZM49 71H51V70H49ZM54 71V70H53ZM58 71V70H57ZM172 71H176L175 69L174 70H172ZM184 71V70H183ZM191 71H193L192 69H191ZM190 71V72H191ZM194 71H196V70H194ZM201 71V70H200ZM207 71H208V69H207ZM215 71V70H214ZM231 71V70H230ZM256 71V70H255ZM92 72V73H91ZM94 72H97V71H94ZM97 72V74H99L100 76H101V74H103V71H102V73L100 74V72L98 73ZM105 72V71H104ZM110 72V71H109ZM179 72V71H178ZM178 72H176V74L178 73ZM216 72V71H215ZM239 72V71H238ZM242 72H244V71H242ZM13 73V72H12ZM14 73V75H16ZM51 73H52V71H51ZM55 73V72H54ZM90 73H91V76L92 77H94V78H92L91 79V77H90ZM108 73V72H107ZM116 73V72H115ZM126 73V74H125ZM144 73V74H143ZM173 73V72H172ZM182 73V72H181ZM188 73V72H187ZM210 73H211V71H210ZM219 73H221V71L219 72ZM230 73H232V72H230ZM233 73H234V71H233ZM240 73V72H239ZM251 73H252V71H251ZM254 73V72H253ZM94 74V73H93ZM96 74V75H97ZM151 74V75H150ZM174 74V73H173ZM183 74V73H182ZM192 74V73H191ZM190 74V75H191ZM204 74H206V73H204ZM203 74V75H204ZM222 74H225V72L224 73H222ZM237 74V73H236ZM236 74H235V76H236ZM245 74V73H244ZM51 75V74H50ZM144 75V77H146ZM166 75H168V74H166ZM170 75H171V73H170ZM178 75V74H177ZM184 75H185V73H184ZM183 75V76H184ZM190 75H189V77H190ZM193 75H194V73H193ZM202 75V76H203ZM217 75V74H216ZM219 75V74H218ZM221 75V74H220ZM240 75H241V73H240ZM239 75V76H240ZM248 75H250V74H248ZM247 75V76H248ZM148 76V77H149ZM165 76V75H164ZM202 76H200V77H202ZM215 76V75H214ZM110 77V76H109ZM128 77V78H127ZM143 76H142V78H144ZM174 77V76H173ZM186 77V76H185ZM196 77H198V75L196 76ZM221 77V76H220ZM97 78H100V77H97ZM102 78V77H101ZM107 78V77H106ZM142 78L140 79L141 81H142ZM150 78V77H149ZM154 78V81H156V79ZM177 78V77H176ZM175 78V80H177ZM191 78V77H190ZM246 78V77H245ZM264 78V77H263ZM12 79V78H11ZM146 79V78H145ZM148 79V78H147ZM151 79V78H150ZM161 79V78H160ZM164 79V78H163ZM180 79V78H179ZM178 79V80H179ZM182 79H183V77H182ZM195 79V78H194ZM199 79V78H198ZM198 79H196V80H194V81H197ZM204 79V78H203ZM210 79V78H209ZM233 79V78H232ZM240 79V78H239ZM262 79V78H261ZM9 80V79H8ZM105 80V79H104ZM103 80V81H104ZM107 80V79H106ZM153 79H151L150 81H152ZM170 80H171V78H170ZM170 80H169V82H170ZM173 80V79H172ZM186 80V79H185ZM207 80V79H206ZM214 80V79H213ZM219 80V79H218ZM249 80V79H248ZM4 81V80H3ZM95 81V80H94ZM158 81V80H157ZM179 81H181V80H179ZM191 81V79L189 80V82ZM193 81V80H192ZM209 81V83L208 84H210V80H208ZM216 81V80H215ZM214 81V82H215ZM220 81V80H219ZM232 81V80H231ZM236 81V80H235ZM1 82V81H0ZM114 82V81H113ZM123 82V83H122ZM176 82H178V81H176ZM175 81H174V83H176ZM197 82H200V81H197ZM202 82V81H201ZM212 82V81H211ZM249 82H251V81H249ZM263 82H264V80H263ZM263 82H261V83H263ZM1 83H3V82H1ZM92 83V84H91ZM96 83H97V81H96ZM138 83L140 84L141 82L140 81H138ZM137 83V85L139 86V84ZM156 83V82H155ZM171 83H173V81H171ZM179 83V82H178ZM187 83V82H186ZM192 83V82H191ZM230 83V82H229ZM232 83V82H231ZM104 84V83H103ZM177 84V83H176ZM181 84V83H180ZM183 84V83H182ZM194 84V83H193ZM217 84V83H216ZM246 84H248V83H246ZM253 84V83H252ZM258 84V83H257ZM6 85V84H5ZM13 85V84H12ZM55 85V86H54ZM95 85V84H94ZM98 85V84H97ZM106 85V84H105ZM119 85V86H118ZM157 85H158V83H157ZM172 85V84H171ZM189 85V84H188ZM198 85V84H197ZM205 84H203V86H204ZM214 85V84H213ZM110 86V87H111ZM141 86V85H140ZM148 86V85H147ZM147 86H145L144 88L146 89H148V87ZM151 86V85H150ZM153 86H154V84H153ZM153 86H151V88H153ZM156 86V85H155ZM164 86V85H163ZM169 86V85H168ZM179 86V85H178ZM183 86L184 85H182V88H183ZM192 85H190V87H191ZM206 86H207V84H206ZM211 86V85H210ZM246 86V85H245ZM1 87V86H0ZM100 87H102V86H100ZM141 87H143V86H141ZM140 87V88H141ZM158 87V86H157ZM165 87V86H164ZM172 87H173V85H172ZM171 87V88H172ZM175 87H176V85H175ZM181 87V86H180ZM186 87H188V86H186ZM200 87H202V86H200ZM205 87V86H204ZM246 87H249V86H246ZM245 87V88H246ZM256 87V86H255ZM2 88V87H1ZM0 88V89H1ZM52 88V87H51ZM109 88V87H108ZM137 88H139V87H137ZM144 88H142V89H144ZM189 88V87H188ZM192 88V87H191ZM196 88V87H195ZM260 88V87H259ZM5 89V88H4ZM61 89V92L63 91ZM96 88H94V90H95ZM146 89V91H148ZM153 89H155V88H153ZM159 89V88H158ZM173 89H175V88H173ZM187 89V88H186ZM190 89V88H189ZM197 89H198V87H197ZM197 89H195V90H197ZM202 89V88H201ZM201 89L199 90V91H201ZM206 89V88H205ZM205 89H203V90H205ZM210 89V88H209ZM228 89V88H227ZM242 89H244V88H242ZM241 89V90H242ZM250 89H252L251 87H250ZM256 89V88H255ZM2 90V89H1ZM6 90V89H5ZM8 90V89H7ZM58 90V89H57ZM139 90V89H138ZM141 90V89H140ZM157 90V89H156ZM156 90H154V91H156ZM163 90V89H162ZM172 90V89H171ZM171 90H169V91H171ZM185 90V89H184ZM219 90V89H218ZM237 90V89H236ZM245 90H247V89H244V93L245 92H247V91H245ZM3 91V90H2ZM86 91V90H85ZM83 92V93H86V92ZM141 91H143V90H141ZM145 91V90H144ZM146 91H145V93H146ZM152 91V90H151ZM168 91V90H167ZM176 91H178V89H176ZM179 91H180V89H179ZM182 91V90H181ZM185 91H189V90H185ZM207 90H205V92H206ZM233 91V90H232ZM238 91V93H240L239 92V89L237 90ZM248 91H250V90H248ZM252 92H253V90H251ZM98 92V91H97ZM100 92V91H99ZM102 92V93H103ZM107 92V93H106ZM149 92H150V90H149ZM160 92V91H159ZM190 92V91H189ZM191 92H193V91H191ZM234 92H235V90H234ZM76 93H78L77 95H76ZM89 93H90V91H89ZM102 93H101V96H102ZM161 93V92H160ZM180 94L182 93V92H179ZM178 93V94H179ZM238 93H236V94H238ZM254 93V92H253ZM81 94V93H80ZM104 94V93H103ZM141 94H144L143 92L141 93ZM140 94V95H141ZM152 94V93H151ZM174 94H176V92L174 93ZM179 94V95H180ZM183 94V93H182ZM182 94H181V96H182ZM184 94H185V92H184ZM189 95H190V93H188ZM192 94V93H191ZM195 94V93H194ZM197 94V93H196ZM195 94V95H196ZM198 94H200V92H198ZM206 94V93H205ZM241 94H242V92H241ZM249 94V93H248ZM250 94H251V92H250ZM259 94V93H258ZM3 95V94H2ZM26 95V94H25ZM24 95V96H25ZM76 95V96H75ZM156 95H157V93H156ZM156 95L154 96V97H156ZM177 95V94H176ZM179 95L177 96V98L179 97ZM225 95V94H224ZM233 95V94H232ZM245 95H246V93H245ZM9 96V97H8ZM54 96V95H53ZM56 96V95H55ZM63 96V95H62ZM75 96V97H74ZM82 96V94L81 95H79V97H81ZM97 95H94V97L93 98H91V97H89L90 99V101H88V103H87V105H84V107L85 108H83V106H82V103L80 104V106H79V104L77 105V104H73V106L72 107H74L75 105L76 106H78L77 108L75 107L74 109H73V112L72 113H67L66 115H65V113L64 112H66L65 110H63L64 108L62 107V109L60 108V106H58V108L57 109H61L62 111H64L63 112V118L62 119H64V118H68L69 120H67V122H66V119H64V121L65 122H63L62 121V119H59V121H62L60 124H65V123H67V124H69V122H71V124H69V125H72V124H74V125H72V126H74L73 128H76L75 126H78L79 124L80 125H82V122H84V120H85V118H87V117H91V116H93L94 114L96 115V113L97 112H100L102 109H103V107H101L102 109L100 110V105H105V104H102L103 102L101 101V99H103V97H101V99H100V97L99 98H97L96 97ZM114 96H115V98H116V96H117V99H115V100H113L114 99ZM180 96V97H181ZM185 96V95H184ZM184 96H182L183 98H184ZM197 96H199V95H197ZM202 96V95H201ZM208 96V95H207ZM218 96V95H217ZM230 96V95H229ZM243 96H244V94H243ZM60 97V96H59ZM78 97V98H79ZM111 97V98H110ZM112 97H113V99H112ZM141 96H139V98H140ZM146 97V96H145ZM166 97V96H165ZM175 97V96H174ZM174 97H171V98H173L174 99V101H175V98ZM186 97V96H185ZM193 97V96H192ZM236 97H237V95H236ZM245 97H247V96H245ZM258 97V96H257ZM53 98V97H52ZM64 98V99H65ZM121 98V99H120ZM141 98H143V97H141ZM171 98H170V100H171ZM211 98H213V97H211ZM228 98V97H227ZM230 98V97H229ZM233 98V97H232ZM264 98V97H263ZM63 99V98H62ZM61 99V100H62ZM67 99H69V98H67ZM76 100H78L77 98H75ZM74 99V103H75V100ZM144 99V98H143ZM155 99V98H154ZM153 99V100H154ZM187 99H188V97H187ZM192 99V98H191ZM204 99V98H203ZM207 99V98H206ZM248 99V98H247ZM262 99V98H261ZM21 100V99H20ZM57 100V99H56ZM88 100V99H87ZM126 100H124V101H126ZM136 100H138V98H137V96H136ZM159 100V99H158ZM161 100H164V99H161ZM166 100H167V98H166ZM181 100H183L182 98H181ZM195 100V99H194ZM211 100V99H210ZM217 100V99H216ZM230 100V99H229ZM246 100V99H245ZM263 100V99H262ZM262 100H260V104H261V101ZM22 101V102H23ZM58 101V100H57ZM72 101V99L69 101V102H71ZM135 103H137L138 101H135V100H133ZM132 100L131 101H129V102H133ZM191 101V100H190ZM199 101V100H198ZM207 101V100H206ZM222 101H223V99H222ZM222 101H221V103H222ZM259 101V100H258ZM257 101V102H258ZM264 101V100H263ZM14 102H13V104H14ZM63 102V101H62ZM76 102H83V100L82 101H80V100H78V101H76ZM100 102H102V103H100ZM107 103H108V101H106ZM133 102V103H134ZM155 102V101H154ZM161 102V101H160ZM164 102V101H163ZM167 102V101H166ZM166 102H164V104L166 103ZM169 102V101H168ZM178 103L180 102V100L179 101H177ZM182 102H184V101H182ZM197 102V101H196ZM213 102V101H212ZM219 102V101H218ZM16 103H17V101H16ZM20 103V102H19ZM18 103V104H19ZM117 103V102H116ZM127 103V102H126ZM157 103V102H156ZM159 103V102H158ZM210 103V102H209ZM227 103V102H226ZM240 103V102H239ZM263 103V102H262ZM65 104H68V103H65L64 102V105L62 104V106H64V107H66L65 106ZM125 104V103H124ZM137 104H139V102L137 103ZM163 104V103H162ZM161 104V105H162ZM173 104V103H172ZM176 104V103H175ZM205 104V103H204ZM235 104V103H234ZM244 104H245V101H244ZM256 104V103H255ZM21 105V106H22ZM115 105V104H114ZM119 105H121V103H119ZM128 105V104H127ZM131 105H134V104H132L131 103ZM158 105V104H157ZM156 105V106H157ZM160 105V104H159ZM174 105V104H173ZM182 105V104H181ZM206 105V104H205ZM204 105V106H205ZM212 105H213V103H212ZM216 105V104H215ZM220 105V104H219ZM218 105V106H219ZM246 105V104H245ZM253 105V104H252ZM264 105V104H263ZM55 106H56V108H55ZM71 106V105H70ZM82 106V108L80 109L79 107H81ZM148 106H150L149 104H148ZM163 106V105H162ZM166 106L168 107V105L166 104ZM208 106V105H207ZM258 106H259V102H258ZM257 106V107H258ZM262 106V105H261ZM107 107V106H106ZM118 107V106H117ZM123 107H124V105H123ZM151 107V106H150ZM164 107V106H163ZM171 107V106H170ZM172 107H174V106H172ZM209 107H211L210 105H209ZM236 107V106H235ZM244 107V106H243ZM14 108V107H13ZM21 108V107H20ZM67 108V107H66ZM65 108V109H66ZM69 109H70V107H68ZM68 108H67V111H69L68 110ZM115 108V107H114ZM125 108V107H124ZM131 108H132V106H131ZM145 108V107H144ZM153 108V107H152ZM156 108V107H155ZM154 108V109H155ZM203 108V107H202ZM206 108V107H205ZM213 108V107H212ZM215 108V107H214ZM222 108V107H221ZM263 108V107H262ZM261 108V109H262ZM11 109V108H10ZM9 109V110H10ZM22 109V108H21ZM80 109V110H79ZM128 109V108H127ZM146 109H148V108H146ZM154 109H153V111H154ZM159 109H160V107H159ZM161 109H162V107H161ZM168 109H170L169 107H168ZM185 109V108H184ZM204 109V108H203ZM240 109H241V107H240ZM243 109V108H242ZM264 109V108H263ZM4 110V109H3ZM8 110V109H7ZM16 110H17V108H16ZM19 110V109H18ZM22 110H24V109H22ZM50 110V111H49ZM100 110V111H99ZM104 110V109H103ZM116 110H117V108H116ZM121 110V109H120ZM129 110V109H128ZM138 110V109H137ZM166 110H167V108H166ZM189 110H190V108H189ZM13 111H15V110H13ZM20 111V110H19ZM18 111V112H19ZM71 111V110H70ZM125 111V110H124ZM123 111V112H124ZM132 111V110H131ZM141 111V110H140ZM162 111V110H161ZM163 111H165V110H163ZM170 111V110H169ZM173 111V110H172ZM201 111H203V110H201ZM205 111H207V110H205ZM210 111V110H209ZM208 111V112H209ZM212 111V110H211ZM215 111V110H214ZM233 111V110H232ZM240 111V110H239ZM57 112H58V110L57 111H55L54 113L56 114V119H57V117H58V115H57ZM61 112V111H60ZM102 112V111H101ZM106 112V111H105ZM117 112V111H116ZM121 112V111H120ZM141 112H144V110L143 111H141ZM147 112V111H146ZM155 112V111H154ZM179 112V111H178ZM250 112V111H249ZM4 113H5V110H4ZM12 113V112H11ZM62 113V112H61ZM128 113V112H127ZM130 113V112H129ZM128 113V114H129ZM150 113H152V111L150 112ZM149 113V114H150ZM159 113V112H158ZM162 114H163V112H161ZM168 113V112H167ZM173 113V112H172ZM196 113V112H195ZM202 112H200L199 114H201ZM212 113V112H211ZM210 113V114H211ZM22 114H24V112H22ZM58 114H59V112H58ZM97 114H100V113H97ZM142 114V113H141ZM144 114H145V112H144ZM154 114V113H153ZM169 115H171L170 114V112L168 113ZM209 114V115H210ZM230 114V113H229ZM235 114V113H234ZM244 114V113H243ZM1 115V114H0ZM61 115V114H60ZM109 115H110V113H109ZM119 115V114H118ZM124 115H125V113H124ZM127 115V114H126ZM125 115V116H126ZM131 115H133V114H131ZM151 115V114H150ZM165 114H163V116H164ZM185 115V114H184ZM189 115V114H188ZM12 116V115H11ZM26 116V115H25ZM69 116H72V117H69ZM122 116V115H121ZM129 116V115H128ZM153 116V115H152ZM173 116H175V115H173ZM180 116V115H179ZM218 116V115H217ZM6 117V116H5ZM8 117V116H7ZM13 117V116H12ZM20 117V116H19ZM60 117V116H59ZM58 117V118H59ZM94 117H96V116H94ZM98 117V116H97ZM120 117V116H119ZM124 117V116H123ZM122 117V118H123ZM135 117V116H134ZM147 117V116H146ZM168 117V116H167ZM166 117V118H167ZM170 117V116H169ZM177 117V116H176ZM175 117V118H176ZM183 117V116H182ZM191 117H193V116H191ZM196 117V116H195ZM201 117V116H200ZM243 117V116H242ZM252 117V116H251ZM61 118V117H60ZM106 118H107V116H106ZM129 118V117H128ZM127 118V119H128ZM131 118V117H130ZM133 118V117H132ZM141 118H142V115H141ZM144 118V117H143ZM154 118V117H153ZM158 118V117H157ZM179 118V117H178ZM203 118V117H202ZM260 118V117H259ZM6 120H7V118H5ZM90 118H87V120H89ZM100 119V118H99ZM103 119V118H102ZM164 119V118H163ZM170 119V118H169ZM182 119V118H181ZM180 119V120H181ZM191 119V118H190ZM232 119V118H231ZM239 119V118H238ZM15 120H18V119H15ZM71 120V121H70ZM116 120V119H115ZM124 120V119H123ZM145 120H147V118H145ZM159 119H157V121H158ZM168 120V119H167ZM171 120V119H170ZM203 120H204V118H203ZM224 120V119H223ZM229 120V119H228ZM243 120V119H242ZM247 120V119H246ZM2 121H3V119H2ZM8 121V120H7ZM48 121H49V119H48ZM57 121V120H56ZM148 121V120H147ZM161 121H163V120H161ZM160 121V122H161ZM4 122V121H3ZM52 122V121H51ZM90 122V121H89ZM89 122H87V123H89ZM107 122V121H106ZM105 122V123H106ZM115 122V121H114ZM132 122V121H131ZM152 122V121H151ZM155 122V121H154ZM166 122V121H165ZM170 122V121H169ZM168 122V123H169ZM200 122H202L201 120H200ZM205 122V121H204ZM211 122H213V121H211ZM224 122V121H223ZM238 122V121H237ZM239 122H241V121H239ZM246 123H248L247 121H245ZM1 123V122H0ZM48 123V122H47ZM56 123V122H55ZM86 123V122H85ZM90 123H93V122H90ZM89 123V124H90ZM135 123V122H134ZM158 123H159V121H158ZM167 123V122H166ZM221 123V122H220ZM252 123V122H251ZM66 124V128L68 127V125ZM96 124V123H95ZM101 124H102V122H101ZM147 124V123H146ZM154 124V123H153ZM165 124V123H164ZM177 124V123H176ZM175 124V125H176ZM183 124V123H182ZM188 124V123H187ZM194 124H196V123H194ZM198 124V123H197ZM237 125H239L240 126V123L238 124V123H236ZM235 124V125H236ZM242 124H244V123H242ZM35 125V126H34ZM41 125V124H40ZM44 125V124H43ZM83 125H85L84 123H83ZM124 125H125V123H124ZM156 125V124H155ZM154 125V126H155ZM161 125V124H160ZM180 125V124H179ZM193 125V124H192ZM191 125V126H192ZM206 125V124H205ZM217 125V124H216ZM245 125V124H244ZM247 125V124H246ZM250 125V124H249ZM0 126H1V124H0ZM34 126V127H33ZM96 126H98V125H96ZM153 126V125H152ZM151 126V127H152ZM210 126V125H209ZM248 126V125H247ZM246 126V127H247ZM2 127V126H1ZM1 127H0V129H1ZM71 127V126H70ZM69 127V128H70ZM80 127H82V126H80ZM136 127V126H135ZM140 127V126H139ZM147 127H149V125H147ZM151 127H150V130H151ZM160 127H162V126H160ZM172 127V126H171ZM186 127H188V126H186ZM194 127V126H193ZM225 127V126H224ZM236 128H239V127H237V126H235ZM244 127V126H243ZM245 127V128H246ZM68 128V129H69ZM78 128V130H81V128L79 129V127H77ZM94 128V127H93ZM106 128H108V127H106ZM126 128V127H125ZM141 128V127H140ZM158 128V127H157ZM173 128V127H172ZM182 128V127H181ZM189 128V127H188ZM206 128V127H205ZM217 128V127H216ZM227 128V127H226ZM240 128H241V126H240ZM264 128V127H263ZM28 129V130H29ZM35 129V128H34ZM43 129V128H42ZM56 129V128H55ZM119 129V128H118ZM124 129V128H123ZM154 129V128H153ZM200 129V128H199ZM202 129H204V128H202ZM207 129V128H206ZM231 129V128H230ZM247 129V128H246ZM262 129V128H261ZM20 130V131H21ZM72 130V129H71ZM77 130V129H76ZM83 130V129H82ZM165 130V129H164ZM197 130V129H196ZM195 130V131H196ZM241 130H242V128H241ZM240 130V131H241ZM249 130V129H248ZM2 131V130H1ZM25 131H26V129H25ZM92 131H94V129L92 130ZM99 131V130H98ZM131 131V130H130ZM154 131V130H153ZM159 131V130H158ZM169 131V130H168ZM177 131V130H176ZM195 131L193 130L191 133H195ZM198 131H200V130H198ZM205 131H207V130H205ZM205 131H204V133H205ZM211 131V130H210ZM214 131V130H213ZM235 131V130H234ZM236 131H237V129H236ZM263 131V130H262ZM261 131V132H262ZM4 132V131H3ZM40 132H42V131H40ZM69 132V131H68ZM74 132V131H73ZM75 132H77V131H75ZM83 132V131H82ZM88 132V131H87ZM97 132V131H96ZM127 132V131H126ZM217 132V131H216ZM229 132H231V131H229ZM5 133V132H4ZM3 133V134H4ZM19 133V132H18ZM17 133V134H18ZM21 133V132H20ZM26 133V132H25ZM28 133H29V131H28ZM62 133V132H61ZM65 133V132H64ZM70 133H71V131H70ZM69 133V134H70ZM81 133V132H80ZM86 133V132H85ZM84 133V134H85ZM89 133H91V132H89ZM119 133V132H118ZM193 133V134H194ZM238 133V132H237ZM240 133V132H239ZM3 134H2V136H3ZM16 134V135H17ZM23 134V133H22ZM82 134V133H81ZM97 134H98V132H97ZM122 134V133H121ZM128 134H130V133H128ZM137 134V133H136ZM197 134H203L202 132L201 133H197ZM216 134V133H215ZM226 134V133H225ZM263 134V133H262ZM71 135H72V133H71ZM88 135V134H87ZM93 135V134H92ZM107 135V134H106ZM139 135V134H138ZM156 135V134H155ZM161 135V134H160ZM167 135V134H166ZM175 135V134H174ZM182 135V134H181ZM231 135V134H230ZM237 136H238V134H236ZM244 136H245V134H243ZM254 135V134H253ZM13 136V135H12ZM20 136V135H19ZM50 136V135H49ZM74 136V135H73ZM78 136V135H77ZM79 136H80V134H79ZM90 136V135H89ZM108 136V135H107ZM115 136V135H114ZM135 136V135H134ZM179 136V135H178ZM197 136V135H196ZM196 136H194L193 138H195ZM209 136V135H208ZM228 136V135H227ZM241 136V135H240ZM240 136H238V137H240ZM256 136V135H255ZM4 137V136H3ZM2 137V139H7V138H3ZM8 137V136H7ZM64 137V136H63ZM136 137V136H135ZM151 137V136H150ZM158 137V136H157ZM180 137V136H179ZM178 137V138H179ZM186 137V136H185ZM229 137V136H228ZM227 137V138H228ZM25 138V137H24ZM33 138V137H32ZM54 138V137H53ZM56 138V137H55ZM74 138V137H73ZM78 138L79 137H77V140H78ZM81 138V137H80ZM79 138V139H80ZM84 138V137H83ZM98 138V137H97ZM112 138V137H111ZM173 138V137H172ZM235 138H237L236 136H235ZM241 138V137H240ZM243 138V137H242ZM26 139V138H25ZM31 139V138H30ZM48 140V145H47V143L45 144V146H49V137L47 138ZM51 139H52V137H51ZM65 139V138H64ZM75 139V138H74ZM189 139V138H188ZM226 139V138H225ZM231 139V138H230ZM233 139V138H232ZM239 139V138H238ZM10 140V139H9ZM12 140V139H11ZM21 140V139H20ZM41 140H42V138H41ZM71 140H72V138H71ZM81 140V139H80ZM84 140H88V138L87 139H84ZM92 140V139H91ZM120 140V139H119ZM135 140V139H134ZM175 140V139H174ZM193 140V139H192ZM197 140V139H196ZM204 140V139H203ZM211 140V139H210ZM216 140V139H215ZM233 140H235L234 142H236V139H233ZM12 141H15V140H12ZM18 141V140H17ZM44 141H45V139H44ZM52 141H53V139H52ZM62 141H63V139H62ZM83 141V140H82ZM81 141V142H82ZM99 141V140H98ZM114 141V140H113ZM117 141V140H116ZM159 141V140H158ZM218 141V140H217ZM238 141V140H237ZM9 142V141H8ZM42 142V141H41ZM46 142V141H45ZM85 142V141H84ZM126 142V141H125ZM133 142V141H132ZM157 142V141H156ZM185 142H186V140H185ZM207 142V141H206ZM225 141H223V143H224ZM234 142H232V143H234ZM264 142V141H263ZM16 143V142H15ZM44 143V142H43ZM42 143V144H43ZM67 143V142H66ZM100 143V142H99ZM114 143H115V141H114ZM120 143V142H119ZM158 143V142H157ZM173 143V142H172ZM230 143H231V141H230ZM10 144V143H9ZM13 144V143H12ZM83 144V143H82ZM106 144V143H105ZM108 144V143H107ZM125 144V143H124ZM165 144V143H164ZM236 144H237V142H236ZM239 144H241L240 142H239ZM16 145H17V143H16ZM16 145H15V147H16ZM34 145V144H33ZM86 145V144H85ZM211 145V144H210ZM224 145V144H223ZM235 145V144H234ZM238 145V144H237ZM38 146H40V147H38V148H42L41 147V144H39ZM84 146V145H83ZM125 146V145H124ZM162 146V145H161ZM222 146V145H221ZM239 146V145H238ZM12 147V146H11ZM30 147V146H29ZM37 147V146H36ZM35 146L33 147V148H36ZM111 147V146H110ZM122 147V146H121ZM128 147V146H127ZM130 147V146H129ZM170 147V146H169ZM203 147V146H202ZM230 147V146H229ZM234 147V146H233ZM262 147V146H261ZM7 148V147H6ZM33 148L31 149V151L30 152H32L33 151ZM37 148V149H38ZM50 148V147H49ZM97 148H98V146H97ZM112 148V147H111ZM158 148V147H157ZM168 148V147H167ZM186 148V147H185ZM204 148V147H203ZM213 148V147H212ZM218 148H219V146H218ZM263 148V147H262ZM22 149H23V147H22ZM25 149V148H24ZM30 149V148H29ZM43 149V148H42ZM46 149V148H45ZM44 149V150H45ZM57 149V148H56ZM128 150H129V148H127ZM130 149H132V148H130ZM176 149V148H175ZM232 149V148H231ZM248 148H246L245 150H247ZM13 150V149H12ZM117 150V149H116ZM126 150V149H125ZM236 150V149H235ZM256 150V149H255ZM7 151V150H6ZM81 151V150H80ZM122 151V150H121ZM124 151V150H123ZM248 151V150H247ZM249 151H250V149H249ZM260 151H261V149H260ZM23 152V151H22ZM29 152V153H30ZM39 152H40V150H39ZM43 151H41V153H42ZM92 152H93V150H92ZM125 152H127V151H125ZM129 152H130V150H129ZM129 152H128V154H129ZM198 152V151H197ZM237 152V151H236ZM243 152V151H242ZM252 152H254V154H255V151H252ZM20 153V152H19ZM25 153H26V151H25ZM57 153V152H56ZM75 153V152H74ZM121 153V152H120ZM190 153V152H189ZM251 153V152H250ZM261 153V152H260ZM22 154V153H21ZM32 154V153H31ZM37 154V153H36ZM60 154H61V152H60ZM81 154V153H80ZM89 154V153H88ZM122 154H124L123 152H122ZM191 154V153H190ZM244 154V153H243ZM245 154H246V152H245ZM256 154H257V152H256ZM255 154V155H256ZM28 155V154H27ZM27 155H25V156H27ZM43 155V154H42ZM50 155V154H49ZM57 155V154H56ZM97 155V154H96ZM121 155V154H120ZM181 155V154H180ZM208 155V154H207ZM242 155V154H241ZM248 155H250L249 153H248ZM247 155V156H248ZM22 155H20V158H22L23 159V157H21ZM23 156H24V154H23ZM24 156V157H25ZM87 156V155H86ZM108 156V155H107ZM110 156V155H109ZM118 156V158H120L119 157V155H117ZM244 156V155H243ZM47 157V156H46ZM52 157V156H51ZM88 157V156H87ZM238 157V156H237ZM244 157H246V155L244 156ZM252 157V156H251ZM12 158H14V157H12ZM12 158H10V159H12ZM32 158V157H31ZM49 158V157H48ZM47 158V159H48ZM63 158V157H62ZM97 158V157H96ZM99 158V157H98ZM115 158V157H114ZM113 158V159H114ZM132 158V157H131ZM160 158V157H159ZM158 158V159H159ZM193 158V157H192ZM235 158H236V156H235ZM243 158V157H242ZM241 158V159H242ZM256 158V157H255ZM42 159V158H41ZM53 159V158H52ZM55 159V158H54ZM116 159V158H115ZM215 159V158H214ZM245 159V158H244ZM248 159V158H247ZM253 158H251V160H252ZM36 160V159H35ZM44 160V159H43ZM43 160H41V161H43ZM94 160V159H93ZM98 160V159H97ZM99 160H101L100 158H99ZM232 160V159H231ZM249 160H250V157H249ZM20 161V160H19ZM23 161V160H22ZM38 161H40L39 159H38ZM37 161V162H38ZM45 161H47V160H45ZM132 161V160H131ZM161 161H162V159H161ZM192 161V160H191ZM209 161V160H208ZM215 161V160H214ZM244 161V160H243ZM242 161V162H243ZM35 162V161H34ZM49 162V161H48ZM47 162V163H48ZM77 162V161H76ZM100 162V161H99ZM105 162H107L108 163V160L107 161H105ZM129 162V161H128ZM133 162H134V160H133ZM148 162V161H147ZM152 162V161H151ZM240 162V161H239ZM245 162V161H244ZM21 163V162H20ZM66 163V162H65ZM70 163V162H69ZM111 163V162H110ZM127 163V162H126ZM149 163V162H148ZM147 163V164H148ZM163 163V162H162ZM208 163V162H207ZM224 163V162H223ZM232 163V162H231ZM230 163V164H231ZM5 164V163H4ZM92 164V163H91ZM155 164V163H154ZM193 164V163H192ZM206 164V163H205ZM221 164V163H220ZM236 164V163H235ZM246 164V163H245ZM252 164V163H251ZM13 165V164H12ZM29 165V164H28ZM33 165V164H32ZM31 165V166H32ZM42 165V164H41ZM127 165V164H126ZM129 165V164H128ZM213 165V164H212ZM4 166V165H3ZM15 166V165H14ZM77 166V165H76ZM86 166V165H85ZM101 166H103V165H101ZM105 166V165H104ZM108 166V165H107ZM196 166V165H195ZM208 166V165H207ZM238 166H239V164H238ZM242 165H240V167H241ZM248 166V165H247ZM5 167V166H4ZM12 167V166H11ZM16 167H17V165H16ZM47 167V166H46ZM78 167V166H77ZM194 167V166H193ZM234 167V166H233ZM249 167V166H248ZM7 168V167H6ZM23 168V167H22ZM39 168V167H38ZM94 168V167H93ZM113 168V167H112ZM156 168V167H155ZM211 168V167H210ZM227 168V167H226ZM232 168V167H231ZM245 168H246V166H245ZM13 169V168H12ZM35 169V168H34ZM41 169V168H40ZM56 169V168H55ZM81 169V168H80ZM96 169V168H95ZM97 169H98V167H97ZM109 169V168H108ZM150 169H151V167H150ZM241 169V168H240ZM244 169V168H243ZM252 169V168H251ZM1 170H2V168H1ZM24 170V169H23ZM62 170V169H61ZM85 170V169H84ZM98 170H100V167H99V169ZM141 170V169H140ZM145 170V169H144ZM156 170V169H155ZM154 170V171H155ZM194 170V169H193ZM231 170V169H230ZM229 170V171H230ZM79 171V170H78ZM92 171V170H91ZM101 171H103L102 169H101ZM101 171H99L98 173L100 174L101 173ZM111 171V170H110ZM148 171V170H147ZM214 171V170H213ZM239 171V170H238ZM4 172V171H3ZM36 172V171H35ZM47 172V171H46ZM62 172V171H61ZM85 171H83V173H84ZM106 172V171H105ZM153 172V171H152ZM151 172V173H152ZM226 172H227V170H226ZM234 172V171H233ZM260 172V171H259ZM27 173V172H26ZM69 173V172H68ZM81 173V172H80ZM136 173V172H135ZM157 173V172H156ZM190 173V172H189ZM210 173V172H209ZM247 173V172H246ZM264 173V172H263ZM7 174V173H6ZM10 174V173H9ZM42 174V173H41ZM60 174V173H59ZM58 174V175H59ZM138 174V173H137ZM214 174V173H213ZM233 174V173H232ZM237 174V173H236ZM239 174V173H238ZM245 174V173H244ZM16 175V174H15ZM22 175V174H21ZM29 175V174H28ZM43 175V174H42ZM62 175V174H61ZM94 175V174H93ZM115 175V174H114ZM117 175V174H116ZM151 175V174H150ZM159 176H160V174H158ZM210 175H211V173H210ZM246 175V174H245ZM244 175V176H245ZM248 175V174H247ZM6 176V175H5ZM56 176V175H55ZM64 176V175H63ZM90 176V175H89ZM193 176V175H192ZM214 176V175H213ZM231 176V175H230ZM32 177V176H31ZM39 177H41V176H39ZM66 177V176H65ZM105 177H106V175H105ZM138 177H140V176H138ZM148 177V176H147ZM242 177V176H241ZM256 177V176H255ZM262 177V176H261ZM1 178V177H0ZM4 178V177H3ZM27 178V177H26ZM72 178V177H71ZM71 178H70V180H71ZM74 178V177H73ZM97 178V177H96ZM99 178V177H98ZM97 178V179H98ZM103 178V177H102ZM109 178V177H108ZM195 178V177H194ZM220 178H222V177H220ZM249 178V177H248ZM251 178V177H250ZM2 179V178H1ZM51 179V178H50ZM86 179V178H85ZM107 179V178H106ZM149 179V178H148ZM162 179V178H161ZM214 179V178H213ZM223 179V178H222ZM262 179H263V177H262ZM17 180V179H16ZM37 180V179H36ZM46 180V179H45ZM44 180V181H45ZM54 180V179H53ZM68 180V179H67ZM69 180V181H70ZM74 180V179H73ZM82 180V179H81ZM84 180V179H83ZM123 180H124V178H123ZM155 180V179H154ZM165 180V179H164ZM224 180V179H223ZM222 180V181H223ZM226 180V179H225ZM229 180H231V179H229ZM228 180V181H229ZM68 181V182H69ZM75 181V180H74ZM77 181V180H76ZM93 181H95V179L93 180ZM127 181V180H126ZM156 181V180H155ZM162 181V180H161ZM213 181V180H212ZM247 181V180H246ZM261 181V180H260ZM259 181V182H260ZM37 182V181H36ZM53 182V181H52ZM160 182V181H159ZM178 182V181H177ZM176 182V183H177ZM184 182V181H183ZM190 182V181H189ZM221 182V181H220ZM226 182V181H225ZM1 183H2V181H1ZM7 183V182H6ZM11 183V182H10ZM16 183V182H15ZM35 183V182H34ZM33 183V184H34ZM72 183V182H71ZM86 183V182H85ZM155 183V182H154ZM163 183V182H162ZM187 183V182H186ZM239 183V182H238ZM253 183V182H252ZM22 184H24V183H22ZM65 184H67V183H65ZM70 184V183H69ZM75 184V183H74ZM90 184V183H89ZM92 184V183H91ZM98 184H100L99 182H98ZM231 184V183H230ZM5 185V184H4ZM16 185H18L17 183H16ZM52 185V184H51ZM56 185V184H55ZM72 185H73V183H72ZM70 186V187H73V186ZM82 185V184H81ZM176 185V184H175ZM194 185V184H193ZM204 185V184H203ZM214 185H216V184H214ZM213 185V186H214ZM228 185V184H227ZM248 185V184H247ZM6 186V185H5ZM20 186V185H19ZM36 186V185H35ZM54 186V185H53ZM65 186H67V187H69L68 185H65ZM76 186V185H75ZM80 186V185H79ZM97 186V185H96ZM110 186V185H109ZM118 186V185H117ZM159 186V185H158ZM192 186V185H191ZM195 186V185H194ZM212 186V187H213ZM224 186H225V183H224ZM262 186V185H261ZM15 187V186H14ZM57 187V186H56ZM78 187V186H77ZM81 187V186H80ZM91 187V186H90ZM179 187V186H178ZM205 187V186H204ZM216 187V186H215ZM238 187V186H237ZM245 187V186H244ZM248 187V186H247ZM254 187V186H253ZM8 188V187H7ZM18 188V187H17ZM33 188H34V186H33ZM75 188V187H74ZM81 188H83L84 189V187H81ZM93 188V187H92ZM133 188V187H132ZM173 188V187H172ZM181 188V187H180ZM186 188V187H185ZM223 188V187H222ZM251 188V187H250ZM263 188V187H262ZM19 189V188H18ZM72 189V188H71ZM77 189V188H76ZM85 189H87L86 187H85ZM94 189V188H93ZM127 189H128V187H127ZM183 189V188H182ZM210 189V188H209ZM212 189V188H211ZM218 189V188H217ZM242 189V188H241ZM12 190V189H11ZM100 190V189H99ZM130 190V189H129ZM160 190V189H159ZM207 190V189H206ZM219 190V189H218ZM222 190V189H221ZM220 190V191H221ZM231 190H232V188H231ZM251 190H253V189H251ZM8 191V190H7ZM23 191V190H22ZM41 191V190H40ZM49 191H50V189H49ZM62 191V190H61ZM65 191V190H64ZM91 191V190H90ZM93 191V190H92ZM177 191V190H176ZM209 191V190H208ZM217 191V190H216ZM227 191V190H226ZM17 192V191H16ZM20 192V191H19ZM37 192V191H36ZM43 192V191H42ZM57 192V191H56ZM70 192H71V190H70ZM79 192V191H78ZM85 192V191H84ZM99 192V191H98ZM126 192V191H125ZM159 192V191H158ZM162 192V191H161ZM199 192H200V189H199ZM245 192V191H244ZM249 192V191H248ZM34 193V192H33ZM72 193V192H71ZM91 193V192H90ZM139 193V192H138ZM214 193V192H213ZM220 193V192H219ZM233 193H235V192H233ZM243 193V192H242ZM241 193V194H242ZM260 193V192H259ZM4 194V193H3ZM2 194V195H3ZM70 194V193H69ZM81 194H82V192H81ZM181 194V193H180ZM206 194V193H205ZM215 194V193H214ZM228 194V193H227ZM262 194H264V193H262ZM35 195V194H34ZM67 195V194H66ZM78 195H80V194H78ZM113 195V194H112ZM117 195V194H116ZM171 195V194H170ZM183 195V194H182ZM195 195V194H194ZM198 195H200V194H198ZM209 195V194H208ZM219 195V194H218ZM260 195V194H259ZM11 197H12V195H10ZM58 196V195H57ZM109 196V195H108ZM134 196V195H133ZM173 196H174V194H173ZM179 196V195H178ZM207 196V195H206ZM205 196V197H206ZM223 196V195H222ZM244 196V195H243ZM247 196V195H246ZM251 196V195H250ZM48 197V196H47ZM60 197H61V195H60ZM63 197V196H62ZM65 198H66V196H64ZM72 197H73V195H72ZM77 197V196H76ZM85 197V196H84ZM176 197V196H175ZM191 197H193V196H191ZM202 197V196H201ZM219 197V196H218ZM262 197V196H261ZM129 198V197H128ZM145 198V197H144ZM171 198V197H170ZM64 199V198H63ZM74 199H76L75 197H74ZM86 199H88V198H86ZM142 199V198H141ZM162 199V198H161ZM227 199V198H226ZM263 199H264V196H263ZM3 199H1V201H2ZM95 200V199H94ZM140 200V199H139ZM138 200V201H139ZM201 200V199H200ZM213 200V199H212ZM223 200V199H222ZM245 200V199H244ZM12 201V200H11ZM52 201V200H51ZM56 201V200H55ZM69 202H70V200H68ZM74 201V200H73ZM98 201V200H97ZM110 201V200H109ZM143 201H144V199H143ZM150 201V200H149ZM165 201V200H164ZM180 201H181V199H180ZM196 201V200H195ZM204 201V200H203ZM224 201V200H223ZM260 201V200H259ZM3 202V201H2ZM104 202V201H103ZM106 202V201H105ZM116 202V201H115ZM127 202V201H126ZM131 202V201H130ZM162 202H163V200H162ZM167 202V201H166ZM193 202V201H192ZM200 202V201H199ZM213 202V201H212ZM39 203V202H38ZM50 203V202H49ZM48 203V204H49ZM91 203V202H90ZM102 203V202H101ZM107 203V202H106ZM117 203H118V201H117ZM124 203V202H123ZM129 203V202H128ZM182 203V202H181ZM194 203V202H193ZM204 203V202H203ZM217 203V202H216ZM224 203V202H223ZM233 203V202H232ZM247 203V202H246ZM248 203H249V201H248ZM5 204V203H4ZM29 204V203H28ZM66 204V203H65ZM71 204H72V202H71ZM145 204V203H144ZM191 204V203H190ZM189 204V205H190ZM238 204V203H237ZM253 204V203H252ZM261 204V203H260ZM259 204V205H260ZM263 204H264V201H263ZM9 205V204H8ZM17 205V204H16ZM25 205V204H24ZM33 205V204H32ZM54 205V204H53ZM70 205V204H69ZM99 205H100V203H99ZM102 205V204H101ZM104 205V204H103ZM126 205V204H125ZM166 205V204H165ZM186 205V204H185ZM214 205V204H213ZM232 205H234V204H232ZM60 206V205H59ZM62 206V205H61ZM71 206V205H70ZM110 206V205H109ZM191 206V205H190ZM251 206V205H250ZM44 207H45V205H44ZM66 207V206H65ZM111 207V206H110ZM124 207V206H123ZM127 207V206H126ZM125 207V208H126ZM143 207V206H142ZM219 207V206H218ZM188 208V207H187ZM214 208V207H213ZM222 208V207H221ZM261 208H263V207H261ZM38 209H39V207H38ZM54 209V208H53ZM58 209V208H57ZM60 209V208H59ZM69 209H70V207H69ZM72 209V208H71ZM175 209V208H174ZM189 209V208H188ZM241 209V208H240ZM256 209V208H255ZM254 209V210H255ZM23 210V209H22ZM43 210H44V208H43ZM45 210H47V209H45ZM101 210H102V208H101ZM202 210V209H201ZM238 210V209H237ZM110 211V210H109ZM116 211V210H115ZM143 211V210H142ZM159 211V210H158ZM178 211V210H177ZM183 211H185V210H183ZM190 211H192V210H190ZM204 211V210H203ZM223 211V210H222ZM227 211V210H226ZM256 211H257V209H256ZM255 211V212H256ZM262 211H263V209H262ZM66 212V211H65ZM96 212H98V211H96ZM160 212V211H159ZM197 212V211H196ZM200 212V211H199ZM234 212V211H233ZM261 212V211H260ZM19 213V212H18ZM23 213V212H22ZM34 213V212H33ZM43 213V212H42ZM47 213V212H46ZM67 213V212H66ZM115 213V212H114ZM143 213V212H142ZM155 213H157V212H155ZM173 213H175V212H173ZM232 213V212H231ZM11 214V213H10ZM68 214V213H67ZM112 214V213H111ZM140 214V213H139ZM158 214V213H157ZM169 214V213H168ZM167 214V215H168ZM198 214V213H197ZM201 214V213H200ZM241 214V213H240ZM253 214H254V212H253ZM256 214V213H255ZM263 214V213H262ZM91 215V214H90ZM182 215V214H181ZM211 215V214H210ZM249 215V217H251V215L250 214H248ZM38 216V215H37ZM65 216V215H64ZM93 216V215H92ZM123 216V215H122ZM141 216V215H140ZM205 216V215H204ZM220 216V215H219ZM232 216H235L234 215V213H233V215ZM245 216V215H244ZM254 216V215H253ZM253 216L251 217V218H253ZM66 217V216H65ZM104 217V216H103ZM107 216H105L104 217V219H107L106 218ZM110 217V216H109ZM173 217V216H172ZM179 217V216H178ZM194 217V216H193ZM221 217H222V215H221ZM243 217V216H242ZM258 217H259V215H258ZM18 218V217H17ZM46 218V217H45ZM183 218V217H182ZM213 218V217H212ZM211 218V219H212ZM225 218V217H224ZM230 218V217H229ZM235 218V217H234ZM244 218V217H243ZM250 218V219H251ZM264 218V217H263ZM3 219V218H2ZM26 219V218H25ZM47 219V218H46ZM102 219V218H101ZM149 219V218H148ZM147 219V220H148ZM153 219V218H152ZM156 219V218H155ZM209 219V218H208ZM210 219V220H211ZM236 219H238V218H236ZM245 219V218H244ZM255 219V218H254ZM259 219V218H258ZM28 220V219H27ZM34 220V219H33ZM32 220V221H33ZM92 220V219H91ZM172 220V219H171ZM219 220H220V218H219ZM232 220V219H231ZM239 220H241V219H238V221ZM260 220H261V218H260ZM264 220V219H263ZM105 221V220H104ZM151 221V220H150ZM237 221V220H236ZM235 221V222H236ZM244 221V220H243ZM256 221V220H255ZM15 222V221H14ZM28 222V221H27ZM41 222V221H40ZM103 222V221H102ZM112 222V221H111ZM121 222V221H120ZM168 222V221H167ZM209 222V221H208ZM228 222V221H227ZM232 222V221H231ZM242 222V221H241ZM240 222V223H241ZM245 222V221H244ZM248 222H250V221H248ZM261 222H264V221H261ZM8 223V222H7ZM13 223V222H12ZM30 223V222H29ZM145 223V222H144ZM161 223V222H160ZM181 223V222H180ZM186 223V222H185ZM1 224V223H0ZM21 224V223H20ZM26 224H28V223H26ZM150 224V223H149ZM152 224V223H151ZM191 224V223H190ZM229 224H230V222H229ZM254 224H255V222H254ZM262 224V223H261ZM260 224V222H259V225H261ZM2 225V224H1ZM30 225V224H29ZM89 225V224H88ZM145 225V224H144ZM164 225V224H163ZM205 225V224H204ZM232 225H234V222H233V224ZM239 224H237V226H238ZM251 225H253L252 223H251ZM264 225V224H263ZM262 225V226H263ZM8 226V225H7ZM33 226V225H32ZM125 226V225H124ZM158 226V225H157ZM159 226H161V225H159ZM165 226V225H164ZM172 226V225H171ZM177 226V225H176ZM198 226V225H197ZM207 225H205V227H206ZM229 226H231V225H229ZM242 226H243V224H242ZM253 226H256V225H253ZM252 226V227H253ZM88 227H90V226H88ZM141 227V226H140ZM146 227H147V225H146ZM169 227V226H168ZM199 227V226H198ZM204 226H202L201 227V229L203 228ZM209 227V226H208ZM207 227V228H208ZM233 227H235V226H233ZM232 227V228H233ZM240 227V226H239ZM248 227H250L249 225H248ZM247 227V228H248ZM257 227H258V223H257ZM261 227V226H260ZM40 228V227H39ZM99 228V227H98ZM108 228V227H107ZM135 228V227H134ZM188 228H189V226H188ZM192 228V227H191ZM221 228V227H220ZM231 227H230V229H232ZM242 228V227H241ZM240 228V229H241ZM247 228H244V229H247ZM251 228V227H250ZM26 229H28V228H26ZM94 229V228H93ZM115 229V228H114ZM203 229H205V228H203ZM227 229V228H226ZM240 229H239V231H240ZM243 228H242V230H244ZM260 229V228H259ZM17 230V229H16ZM131 230V229H130ZM182 230V229H181ZM194 230V229H193ZM200 230V229H199ZM205 230H207V229H205ZM208 230H209V228H208ZM228 230V229H227ZM252 230V229H251ZM258 230V229H257ZM257 230H256V232H257ZM19 231V230H18ZM75 231V230H74ZM73 231V232H74ZM113 231V230H112ZM172 231V230H171ZM200 231H202V230H200ZM223 231V230H222ZM226 231V230H225ZM232 231H233V229H232ZM246 232H247V230H245ZM244 231V232H245ZM253 231V230H252ZM252 231H251V233H252ZM263 231V230H262ZM9 232V231H8ZM7 232V233H8ZM15 232V231H14ZM85 232V231H84ZM83 232V233H84ZM148 232V231H147ZM158 232V231H157ZM189 232H191V231H189ZM188 232V233H189ZM193 232V231H192ZM207 232V231H206ZM205 232V233H206ZM212 232H213V230H212ZM236 232V231H235ZM243 232V231H242ZM243 232V233H244ZM245 232V233H246ZM255 232V231H254ZM258 232H259V230H258ZM258 232H257V235H258ZM11 233V232H10ZM68 233V232H67ZM97 233H99V232H97ZM108 233V232H107ZM234 233V232H233ZM243 233H242V235H243ZM25 234V233H24ZM44 234H45V232H44ZM157 234V233H156ZM173 234V233H172ZM186 234V233H185ZM202 234V233H201ZM203 234H204V231H203ZM202 234V235H203ZM208 234V233H207ZM221 234H224L223 232L221 233ZM237 233H235V235H236ZM35 235V234H34ZM78 235V234H77ZM90 235V234H89ZM103 235V234H102ZM154 235V234H153ZM195 235V234H194ZM198 235V234H197ZM210 235V234H209ZM225 235V234H224ZM247 236H248V238H249V235H250V237H251V234H246ZM252 235H253V233H252ZM263 235V234H262ZM0 236H1V234H0ZM5 236V235H4ZM40 236V235H39ZM110 236V235H109ZM186 236V235H185ZM191 236V235H190ZM205 236V235H204ZM222 236V235H221ZM228 236V235H227ZM240 236V235H239ZM254 236L255 235H253V238H254ZM259 236V235H258ZM17 237V236H16ZM15 237V238H16ZM195 237V236H194ZM193 237V238H194ZM233 237V236H232ZM235 237V236H234ZM233 237V240L235 239ZM236 237H238V236H236ZM244 237V236H243ZM256 237V236H255ZM21 238V237H20ZM37 238V237H36ZM70 238V237H69ZM82 238H84V237H82ZM104 238V237H103ZM138 238V237H137ZM144 238V237H143ZM223 238V237H222ZM222 238H221V241H222ZM245 239H246V237H244ZM252 238V237H251ZM252 238V239H253ZM264 238V237H263ZM263 238H261V239H263ZM25 239V238H24ZM61 239V238H60ZM64 239H65V237H64ZM122 239V238H121ZM124 239V238H123ZM237 239V238H236ZM238 239H241V237H239ZM244 239V240H245ZM250 239V238H249ZM61 240H63V239H61ZM248 240V239H247ZM260 239H258V241H259ZM2 241V240H1ZM5 241V240H4ZM26 241V240H25ZM38 241H39V239H38ZM77 241V240H76ZM145 241V240H144ZM162 241V240H161ZM183 241V240H182ZM185 241V240H184ZM191 240H189V242H190ZM204 241V240H203ZM211 241V240H210ZM231 241H232V239H231ZM237 241V240H236ZM236 241H235V243H236ZM238 241H240V240H238ZM241 241H242V239H241ZM246 241V240H245ZM255 241V240H254ZM16 242V241H15ZM80 242V241H79ZM140 242V241H139ZM215 242H217V241H215ZM248 242H249V240H248ZM250 242H252V241H250ZM256 242V241H255ZM262 242V244H264V239H263V241H261ZM260 241H259V243H261ZM7 243V242H6ZM62 243V242H61ZM69 243V242H68ZM78 243V242H77ZM121 243V242H120ZM172 243V242H171ZM212 243V242H211ZM224 243V242H223ZM234 243V242H233ZM243 244H244V242H242ZM246 243V242H245ZM2 244V243H1ZM8 244V243H7ZM31 244V243H30ZM29 244V245H30ZM75 244V243H74ZM119 244V243H118ZM159 244V243H158ZM168 244V243H167ZM225 244H227L228 245V243H224V245ZM229 244H230V241H229ZM232 244V243H231ZM243 244H241V245H243ZM248 244V243H247ZM256 245H257V247H258V243L256 242L255 243ZM218 245V244H217ZM219 245H220V243H219ZM226 245V246H227ZM238 245H240V244H238ZM238 245L234 248L235 249V251H236V248H239L240 250H241V248L240 247H238ZM25 246V245H24ZM35 246V245H34ZM69 246V245H68ZM210 246V245H209ZM232 246V245H231ZM249 246V245H248ZM250 246H251V243H250ZM253 246H254V244H253ZM261 247L263 246V245H260ZM2 247V246H1ZM36 247V246H35ZM75 247V246H74ZM120 247V246H119ZM134 247V246H133ZM139 247V246H138ZM143 247V246H142ZM156 247V246H155ZM178 247V246H177ZM219 247V246H218ZM242 247V246H241ZM260 247V248H261ZM7 248V247H6ZM24 248V247H23ZM30 248V247H29ZM37 248V247H36ZM72 248V247H71ZM116 248V247H115ZM166 248H167V246H166ZM169 248V247H168ZM179 248V247H178ZM183 248V247H182ZM189 248V247H188ZM228 248V246L226 247V249ZM231 248H233V247H231ZM244 248H245V246H244ZM243 248V249H244ZM250 248V247H249ZM247 246H246V249L248 250L249 249ZM256 248V247H255ZM110 249H112V248H110ZM197 249V248H196ZM215 249H216V247H215ZM218 249V248H217ZM262 249V248H261ZM260 249V250H261ZM115 250V249H114ZM129 250V249H128ZM135 250V249H134ZM178 250V249H177ZM222 250H224V249H221V251L219 250H217L218 251V253L220 254V253H223V251ZM239 250V251H240ZM250 250V249H249ZM248 250V251H249ZM264 250V249H263ZM3 251V250H2ZM197 251V250H196ZM215 251V250H214ZM235 251H233V253L235 252ZM254 251V250H253ZM17 252V251H16ZM124 252V251H123ZM139 252V251H138ZM145 252V251H144ZM153 252H155V251H153ZM226 252H227V250H226ZM241 252V251H240ZM243 252H245V250H242V254H243ZM252 252V251H251ZM256 252H257V248H256V250H255V255H256ZM258 252H259V250H258ZM262 252V251H261ZM27 253V252H26ZM61 253V252H60ZM63 253V252H62ZM128 253V252H127ZM137 253V252H136ZM135 253V254H136ZM159 253V252H158ZM182 253V252H181ZM190 253V252H189ZM204 253V252H203ZM217 253V252H216ZM228 253V255H230L229 254V252H227ZM246 253V252H245ZM248 253V252H247ZM254 252H252V254H253ZM263 253V252H262ZM21 254V253H20ZM30 254V253H29ZM105 254V253H104ZM214 255H216L215 253H213ZM218 254V255H219ZM236 254V253H235ZM249 254H250V252H249ZM252 254H251V256H250V258H252ZM259 254V253H258ZM261 254V253H260ZM259 254V255H260ZM25 255V254H24ZM42 255V254H41ZM118 255V254H117ZM125 255V254H124ZM127 255V254H126ZM149 255V254H148ZM181 255V254H180ZM193 255V254H192ZM200 255V254H199ZM225 256L227 255V254H224ZM239 255V256H238ZM245 254H243V256H244ZM16 256V255H15ZM137 256V255H136ZM147 256V255H146ZM164 256V255H163ZM198 256V255H197ZM231 256V255H230ZM233 257L235 256V255H232ZM231 256V257H232ZM237 256V257H236ZM236 258H240V257H242L241 256V254L240 253H238V254H236ZM254 256V255H253ZM258 256V255H257ZM27 257V256H26ZM32 257V256H31ZM35 257V256H34ZM209 257V256H208ZM215 257V256H214ZM221 257H223V255H220V259H221ZM248 257V256H247ZM256 256H254V259H256L255 258ZM259 257V256H258ZM18 258V257H17ZM30 258V257H29ZM60 258V257H59ZM108 258V257H107ZM131 258V257H130ZM168 258V257H167ZM186 258V257H185ZM217 258H219V257H217ZM225 258V257H224ZM227 258V257H226ZM228 258H229V256H228ZM243 258V257H242ZM245 258V257H244ZM259 258H261V256L259 257ZM258 258V259H259ZM264 257H262L261 259H263ZM26 259V258H25ZM40 259V258H39ZM151 259V258H150ZM201 259V258H200ZM235 259V258H234ZM253 259V258H252ZM41 260V259H40ZM121 260H122V258H121ZM133 260H135V259H133ZM203 260H204V258H203ZM210 260V259H209ZM208 260V261H209ZM238 259H236V261H237ZM244 260H246V259H244ZM247 260H249V259H247ZM246 260V261H247ZM1 262H2V259L0 260ZM6 261V260H5ZM25 261V260H24ZM42 261V260H41ZM54 261V260H53ZM62 261V260H61ZM96 261V260H95ZM115 261V260H114ZM138 261V260H137ZM167 261V260H166ZM200 261V260H199ZM201 261H202V259H201ZM204 261H206V259L204 260ZM201 262L202 264L203 263H205V262ZM214 261H216V260H214ZM221 261V260H220ZM224 261V260H223ZM257 261V260H256ZM261 261V260H260ZM259 261V262H260ZM8 262V261H7ZM9 262H10V260H9ZM12 262H13V260H12ZM16 262V261H15ZM33 262V261H32ZM46 261H44V262H42V263H45ZM55 262V261H54ZM110 262V261H109ZM118 262V261H117ZM210 262V261H209ZM218 262V261H217ZM228 262H230V261H228ZM227 261H226V263H228ZM240 262V261H239ZM248 262V261H247ZM250 263H251V261H249ZM249 262H248V264H249ZM264 262V261H263ZM25 263V262H24ZM35 263V262H34ZM33 263V264H34ZM53 263V262H52ZM100 263V262H99ZM144 263V262H143ZM165 263V262H164ZM210 263H212V262H210ZM210 263H208V264H210ZM225 263V262H224ZM232 263V262H231ZM231 263H228V264H231ZM236 263H238V262H235V264ZM246 263V262H245ZM252 263H253V261H252ZM251 263V264H252ZM5 264V263H4ZM48 264V263H47ZM129 264V263H128ZM167 264V263H166ZM192 264V263H191ZM198 264V263H197ZM199 264H200V262H199ZM205 264H207V262L205 263ZM216 264H218V263H216ZM223 264V263H222ZM233 264H234V262H233ZM247 264V263H246ZM257 264H259L258 262H257ZM261 264V263H260Z\"/></svg>",
  "mask_w": 264,
  "mask_h": 264
}]
</instances>
